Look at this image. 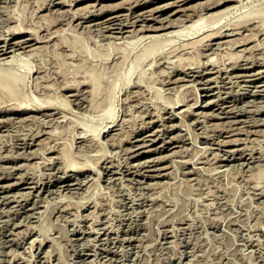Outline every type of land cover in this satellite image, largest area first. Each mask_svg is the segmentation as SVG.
Segmentation results:
<instances>
[{"label":"rangeland","instance_id":"rangeland-1","mask_svg":"<svg viewBox=\"0 0 264 264\" xmlns=\"http://www.w3.org/2000/svg\"><path fill=\"white\" fill-rule=\"evenodd\" d=\"M64 1L65 0H63V1H61V0H51V1L50 0H0V34H3V35H0V36L5 37L7 35L8 37H10V35H8L7 33H9L11 31V29H14L13 27H16V30L14 29L13 31H17V30H19L18 28L19 27L20 28L23 27L24 24H27L30 27L34 26L33 29L35 28L36 30H37V27H39V30L37 32L38 35H40V34L42 35L43 31H44L43 33L47 32V31H45L47 29L48 30H52V29L55 30L52 27L56 26L55 28H57V29H59L61 27L60 31L62 30L61 31L62 33H65L66 35L68 34L67 36L71 35L72 37L76 38V39L75 38L72 39V37H68V38L72 39L73 41L75 40L74 44L77 43V46L79 45L78 47L75 45L78 49L75 48V47L72 48V46L69 47L66 42L65 43H66L67 46L66 45H63L62 47H58L57 46V49H56V46L54 47V45H55L54 41H56L55 36H56V38L57 37L61 38L63 36H62V34H61V36L56 34L55 31L57 32V30H55V31L52 30L55 33V35L53 33L51 38H47L46 37L48 39V42H47L46 38L44 40V43L40 42V45L45 44V45H43V46H45V49H44L45 50L44 51V55L45 56L44 55L43 56L46 59L39 55L41 52L38 53V58L40 57V59H41V65L44 66V67H42L41 70L44 73L45 72H47V73L45 74V76L43 75L44 78H42V76H41V74H42L41 72L42 71L39 72L41 74H39L37 72L38 73L37 75L40 77L39 78V80L41 79L40 81H42L44 79L43 80L44 82H48V80H49L48 83L52 84V87H51V84H50L51 89L52 88H54V89L56 88L57 91L59 89L57 94H56V90L54 91V89H52L54 91L53 93H55V95L53 93H52V95H54V96L57 95L55 97V99L57 100V97H59L58 99L63 97V96L60 95L62 93H59V92H62L64 90L62 88V86H63L62 84H64L68 80H70V78H71L72 81L70 80L68 82L72 83V84L74 83L75 85L77 84L76 86L74 85V88H76V89L80 88L82 85H79L80 83H77V82L82 77V75L84 73L83 72L84 69L86 71V69H88V67L91 68L92 63L93 62L95 63V61L96 60L98 61V59L101 57V60L103 62L99 59L100 61H98V62H100V63L96 62L95 63L96 65L93 63L94 65H92V66L93 67H95V66H99L100 67L101 63H102V69L106 67L107 69L106 70L104 69V70H105V72L106 71L108 72V73L107 72L103 73V76H105V78H103V80H105L104 82L105 83H107V82L115 83L116 82V91H115V94H114L115 95V102L113 103V105H114L113 106L114 107L113 108V113H114V119L115 120H114L113 124H116L115 127L119 126V128H122V129H120V133H119L120 135H118V136L122 137V136H124L122 134H125L124 137H127V136L130 135L128 137V139H130L132 141L135 138H132L131 136H133L135 133H137L139 131L138 129H140V128L141 129H140L139 133L142 132L143 135H146L148 131H149V133L152 132V133H156V134H154V135L152 134V135H149V136L146 135V138H154L153 141L150 142V140H149V141L146 142L147 146H141V147L140 146H136L135 147V146L132 145L134 147L133 149H131L132 146H130V142H123L122 143L123 145L121 144V146L120 145H116V146L113 145V147H112V145H108V143L105 142L106 140H104V139L106 137L100 135V140L102 138V140H101L102 143L103 144L105 143L104 146L108 145V146L104 147L107 152L102 151V150H97L95 147H93L91 145V143H89L90 142L89 139H91V137H92V132L91 131L85 132L82 129L96 126L101 121L103 123V121H107L109 119L101 120L99 117H97V115H95L97 113H95L93 111L92 112L95 113V114H93V113L91 114V111H87L86 109H83L82 106H84L85 104H83V103H79L78 104L76 102V100H72L73 97H72V99L70 98L71 96H68L69 100H72V101H70V105H68V107L67 106L64 107L63 105L58 104L59 102H57V105H55L53 108H49V109H42L41 108L40 112L37 111L38 113L36 111H31V112H28V113L17 112V113H10V114H9V112H0V115H2V116H0L1 117V119H0V121H1L0 122V155L3 156L4 154H7V155H4V158L2 156H0V165H2V166H0L2 168V169L0 168V176H2V178L0 177V185L2 184L1 187H0V195H1L0 197L1 198L3 197L0 200V210H1L0 211V264H28V261H29V264H87V263H89V264H264V194H263L264 190L262 191V189H264V185H263L264 184V171H262L263 168H264V166L262 165V164H264V154H263V152H264V121H263L264 120V110L263 109L264 108H262V106H264L263 105L264 104V92H263L264 90H262V87L264 89V84H261L262 82L264 83V78H263V80L260 79L259 81L257 80L256 82L248 81V79H250L251 77L253 78V76H237L238 78H236V76L234 74H236L238 72L232 71L230 69V66H228V67L226 66V67H224V70L218 71V72H220L218 74L216 73L217 71L215 72V70L217 68L211 69L213 72H211V73H209V74H207L205 76L204 81H205V79H207V82H205V83H203L204 81L200 80V78L195 77L194 75H196V74H194L193 76H189V78H188V76L185 77L186 80H184L182 82H178L179 84H182V85L177 84L178 86H174L173 85L174 83H171L170 80H167V79H169L170 76H172V78L174 76L176 77L177 75L179 76L180 73H176V75H174V73H168L169 74L168 76L166 74H163L164 75L163 76V75L157 73V71L156 72L152 71L153 70L152 66H150L151 69H147V68H150V67L147 66L148 65L147 62L149 61V58H147L148 60L147 59H145L146 61L143 60L139 64V66H137L134 70H132L133 73L131 72V74L128 77V78H130L129 84H123V79H124L123 72H125V69L130 65V63L133 61L135 55L137 53H139V51L142 49V47L145 45V43L147 42V40L149 38H146L147 40L144 39V40H141L139 42H136V44H133V46H131V50H130V53H129L126 61H125V64H123V67H121L122 69L121 68L119 69L120 70V75L117 74L118 72L115 73L114 72L115 69L113 70L112 69L113 67H111L112 66L111 58H112L113 54H106V52L108 51L107 49H112L113 46L116 45L115 43L117 41H118V43H120V42L122 43L123 42L122 44L121 43L120 44L124 45L125 42L129 43L128 40H126V39H129V40L131 39L130 41H136V38H138L141 34L138 35V37L137 36L132 37V38H126L125 37V39H124L125 33L127 34V32L120 33L116 29H112L113 30L112 31V30H109L108 28H105L106 23L103 22L105 20V18H104L105 16L108 17V16L113 15V14H115L117 12H120L118 14H121V15L124 14L122 17L126 18V16H127V19L133 20L134 17L136 16V14L137 13H142L141 9L143 11V9L145 8V10L143 12H144V14L147 15L148 18L149 17H153L154 18V16H156L155 19H159L158 17L162 18V16H167V15L169 16L170 12L172 10H174L175 8H178V6L179 7L185 6L183 8H188V10L190 11L188 13H195L196 11H198L200 9L201 5H203L205 3H208V1L207 0L206 1L205 0H189V1L188 0H183V1L181 0V2H180V1L174 0L175 2H178V3L180 2V3L176 4L173 1V4H171V5L169 3H172V0H142L141 2H140V0H132V2H131V0H127L128 2L127 1L125 2V0H99V1L98 0H69V1L66 0L65 2ZM210 1H212V0H209V2ZM258 1L254 0L255 4L260 2V1L259 2ZM69 2L70 3L72 2V3L70 4ZM94 2H95V4H93ZM133 2L135 4H132ZM166 2H168L167 3L168 5L164 4ZM86 4L89 5V6H87ZM111 4H112V6H111ZM116 4L117 5L120 4L121 6L119 5L120 6L119 7ZM123 4L126 5V6H124ZM130 4H131V6H129ZM199 4H200V6H199ZM232 4H234V3H232ZM43 5H45V6H43ZM107 5H108V7H107ZM109 5L112 7V9L109 8L110 7ZM114 5H115V7L116 6L117 7L115 8ZM155 5H156L157 9H156V7L149 8V7L155 6ZM187 5H189V7ZM46 6H48L49 8L46 7ZM70 6H71L72 10L69 8ZM77 6H79V7L82 6V7L79 8ZM84 6L85 7L87 6L89 8L88 9L83 8ZM100 6L101 7L102 6H106L107 8L103 7L104 10H105L104 11L103 8H101ZM74 7L77 8V9L79 8L78 12H77V9L76 10L73 9ZM252 7L253 6L251 4H248V6L241 7L238 10H233L230 14L232 16L237 17L239 14H241L242 12H244L246 10H249ZM82 8H83V10L84 9L87 10L85 12H88V13L84 14L85 12L82 10ZM94 8H97V9H94ZM189 8H191V9H189ZM195 8H196V11L194 12ZM49 9L52 10V11H50ZM58 9L63 10L65 14L63 13V11L58 10ZM65 9H66L67 12L65 11ZM91 9L94 10V11L96 10L94 12L95 14L92 13ZM100 9H102V10H100ZM126 9L129 12H126ZM150 9L152 10L153 13L151 12ZM55 10L58 13L57 15L54 14V13H56ZM73 10H75V11H73ZM79 10H80V12H84V13L83 14L81 13L79 15ZM137 10H140V11H137ZM148 10H150V11H148ZM59 11H61V12H59ZM134 11L135 12L137 11V12L135 13ZM39 12L41 13V16L38 15ZM74 12H77L78 14L75 13L76 15L74 16ZM147 12H150V13H147ZM168 12H169V14H168ZM180 12L183 13V11H179V12H177L178 14L176 13V14H174V15L172 14L170 16L171 17H175V16L178 17V15L180 16V14H182ZM202 12H206V11L203 10ZM43 13H44V15H42ZM50 14L54 15L56 18L55 19H54V17L50 18L49 17ZM90 14H92V17H90L91 19L89 18L90 20H88V21L92 22V24L89 23L88 21H84V23H86V24H84L83 21H81L80 16L81 15H90ZM127 14L128 15H132L133 14V15L132 16H128ZM8 15H10L11 17L10 16L8 17ZM52 15H50V16H52ZM42 16H43L44 20L40 21V20L43 19V18L40 19V17H42ZM72 16L75 19H72ZM24 17L27 20L26 23H25V20H24L25 18ZM181 17H183V16H181ZM13 18L14 19L16 18V19L14 20ZM36 18L38 20L39 19L40 20L36 21L37 20ZM57 18H58V21L56 20ZM102 18H103V20H100ZM194 18H196V17H194ZM9 19H13V20H9ZM97 19H99V21ZM28 20L30 22H28ZM51 20H54V22L56 20V22L54 24H52L53 21H51ZM93 20H95V21H93ZM50 21H51V24L53 26L51 24L47 23V22H50ZM96 21H97V23H96ZM152 21H154V19L148 20L147 23L151 22L150 23L151 25L152 24H154V25L155 24H159V22H157V20H155L156 22L155 21L152 22ZM12 22L14 24L15 23L16 24L14 25ZM34 22L36 23L37 27L35 26ZM42 22H43V25H44V22H46L47 25H49L50 29L47 28L48 27L47 25H46L47 27L46 26H42ZM87 22H88L89 26L87 25ZM99 22L102 24V26H101V24ZM137 22L134 24V26H132V29L134 27L137 29L139 27L138 25L143 23V22L141 23V21H137ZM189 22L190 21H186L185 24H188ZM79 23H81V24H79ZM93 23H95V24H93ZM19 24L20 25L22 24L23 26L22 25L20 26ZM39 24L42 27L39 26ZM17 25H19V26H17ZM73 25L76 28L79 27V29H75ZM91 25H94V26H91ZM95 25L97 27H95ZM8 26H10V27H8ZM7 27L10 28V29H7ZM30 27H29V31L32 29ZM80 27H82V30H83L82 32H81V28ZM40 28H42V29H40ZM72 28H74V30ZM6 29H7V31H5ZM64 29H65V31H64ZM101 29H102V31H101ZM170 29H175V28H170ZM103 30H104V32H103ZM31 31H33V30H31ZM30 32H29V34H30ZM61 32L58 31L59 34ZM109 32H110V34H109ZM159 32L164 33L165 30H161ZM244 32H246V31H244ZM153 33H157V32H153ZM29 34H26V36L27 35L29 36ZM65 34H63V35H65ZM108 34L110 35L109 37H108ZM118 34H121V35H118ZM123 34H124V36H123ZM263 35H264V33L259 35V36H257V37L255 36L256 38H252L255 41V43L257 41V46H258V43H259V45L262 44L263 47H264V43L262 42V41H264V36ZM261 36H263V38H261ZM2 37H0V38H2ZM53 37H54V40H53ZM112 37H113V39H112ZM117 37H118V39H117ZM63 38H67V37L64 36ZM181 38H183V37H181ZM132 39H134V40H132ZM252 39L250 40L249 45H250L251 42L254 43ZM112 40H114V41L116 40L114 44H113L114 41H112ZM124 40H125V42H124ZM109 41L112 44H110ZM178 41H180V40L177 39V42ZM259 41H261L262 43L259 42ZM51 42H52V44H51ZM46 44H48L47 45L48 49L46 48ZM109 44L112 45V47L109 46ZM120 44H118V45L120 46ZM37 45H38V43H37ZM51 45L53 47H51ZM104 45H105V48L103 47ZM262 45H261V47L260 46L257 47V48H259L258 50L262 49ZM108 46H109V48H107ZM224 46L222 45V47H219L221 50L215 49V51L217 50L216 54H217V52H219V54L221 55L220 58L222 60H224L225 56L227 57L226 54H228V53H226V52H229V48L226 47L225 44H224ZM255 46H256V44H255ZM223 47H224V49L227 48V51L223 50L222 49ZM58 48H60V51H59ZM65 48H67V49H65ZM70 48H72V50H74V52ZM80 48H83V51H82V49L80 50ZM84 48L86 49V51H85ZM240 48H241V46L237 47V49H240ZM54 49H56V51L58 50L57 52L60 53V54L58 53L59 56H58V54H56L57 52L56 53L53 52ZM61 49H62V51H61ZM95 49H99V51L95 50ZM105 49L107 51H105ZM46 50L48 51L47 53H46ZM49 50L52 51L53 53L50 52ZM210 50H211V52H210ZM76 51H77V53L75 54ZM88 51H89L90 54L88 53ZM95 51L99 52V53H96L97 54L96 56H95ZM100 51L102 52L103 55L105 53V55H110V56L107 58V57H104L105 55L104 56L102 55L103 56V58H102L101 55L98 56L99 54H101ZM224 51H225V55H223ZM83 52L84 53L87 52L88 54H86V55H88V57L85 54H83ZM112 52L113 51H111L110 53H112ZM212 52H213V54H212ZM61 53L62 54L66 53L64 56H66L68 54L69 55L67 57H65V59H63L64 56ZM78 53L83 54L84 56L81 55V57H80L79 56L80 54H78ZM108 53H109V51H108ZM207 53L208 54L210 53L212 55H216V54H214L215 52L212 49L207 50ZM42 54H43V52H42ZM72 54H75V55H72ZM56 55L58 57H56ZM77 55H78V57H77ZM49 56H50V58H49ZM51 56H52V59H51ZM73 56H75V57H73ZM92 56H94V58L96 57V59L92 58ZM223 56H224V58H223ZM86 57H87V60H84V58H86ZM47 58L50 59V60H47ZM53 58H55V59H53ZM70 58H72V59L75 58L74 60H72V62H74V63H72L70 61L71 60ZM80 58H82V59H80ZM104 58L107 59L106 62H105ZM218 58H219V56H218ZM220 58H219V60H220L219 63L222 62V60ZM88 59H91L90 60L91 64L89 63ZM42 60H43V62H42ZM62 60H64V61H62ZM65 60H69V61H67L69 63L65 62ZM92 60H94V61H92ZM50 61H52L51 62L52 64L50 63ZM76 61H78V62L81 61L79 63L80 66L77 65L78 62H76ZM33 62H36L34 64L32 63L33 66H34L33 70H32L33 75H32V73L30 74L29 78L27 79L28 81H27V85H25V88L22 87V91H24L23 92V96L26 95L27 98L25 97V99H27V102L29 101L28 103H30V102L31 103L39 102V100H38L40 98L39 96L40 95L42 96V94H43V93L39 94L38 91L36 93V90H35V88L33 86V81H34L33 77L37 76L34 73V71L36 70V68H35L36 65L35 64H37V61H33ZM39 62H40V60L38 61V63ZM70 63H72L73 65L70 64ZM84 63H86L89 66H87ZM103 63L105 65H103ZM145 63H147V64H145ZM74 64H76L75 66H78V67H75ZM82 64H83V66L86 67V68L83 67L84 68L83 71H82V69H80V67L82 68V66H81ZM146 66H147V68H145ZM45 67H46V69H45ZM55 68H56V70H55ZM262 68H260V69H262ZM75 69H77V71H79L80 74ZM109 69H110V72L108 71ZM51 70H53V74H55V77L53 76ZM104 70H103V72H104ZM227 70H228V72H227ZM48 71H50L52 75L50 74V76H49ZM55 71H56V73H55ZM230 71L233 73V75L231 74ZM213 73L214 74L216 73V74L214 75ZM114 74H117V75H114ZM142 74H144V76H147L146 78L149 77V79L146 80V81H142V83H141V81H137L138 83L137 82L136 83L140 84L141 89L143 88L145 90L144 91L142 89L144 93H142V95H141V97L143 96V98H145V99L140 98V101H138L137 103H135L136 101H134L135 104L133 103L131 105V103H130V105H127L122 99L123 96H125L124 93L129 88H132V87H130L131 84H132V80H134L135 78H138V77L140 78V76ZM151 74H152V76H151ZM222 74H224V75H222ZM227 74L230 77L226 76ZM47 75L49 76V78H48ZM62 75H64V76H62ZM263 75H264V73H263ZM75 76H77V78ZM218 76H219V78H221V77H223V78H221V79L218 78L217 79ZM45 77L47 79H45ZM63 77L64 78L65 77L68 78V80L67 81H66V79L63 80L62 79ZM211 77H213L215 79H213ZM165 78H167V79H165ZM187 78H188V80H187ZM50 79H52L51 80L52 82L50 81ZM195 79H197L198 81L200 80L201 82H197ZM226 79H227V81H225ZM243 79H244V81H243ZM53 80L54 81L59 80V81L53 83ZM62 80L65 81V82H63ZM135 80H139V79H135ZM156 80L157 81H161V82H157ZM162 80H164V81H162ZM189 80L190 81L192 80V81L190 82ZM221 80H222V83H219V82H221ZM231 80H232V82H231ZM235 80H237V81H235ZM61 82H62V84H61ZM167 82H168V84H167ZM192 82L194 84H189V83H192ZM208 82L210 83V85H209ZM239 82H240V85H239ZM186 83L188 85V86L186 85L187 87H185V85H183V84H186ZM248 83H250V84H248ZM255 83H257V84H255ZM53 84L54 85L57 84L56 86H60L61 88L60 87L58 88L56 86L53 87ZM197 84H198V86L199 85L200 86L198 87ZM221 84L224 85V86H222ZM167 85L168 86L170 85V88L167 87L168 88L167 89L166 88ZM180 86H182V88L185 87L186 89L188 87H190V86L192 88L196 87L195 89L194 88L193 89L189 88V90L190 89H192L193 91L196 90L197 91L196 93H195V91L194 92L191 91L192 93L187 91L188 93H186V95L188 96V97L186 96V99L188 100L189 104H192V102L196 100L195 99L196 94H198V101H199L198 103L199 104L203 103V102L206 103L205 102L206 100L207 101L210 100V101H208L206 108H201V107H197L196 108V107H194V112L198 111L197 113H201V112H199V110L200 111L203 110V112H202L203 114L205 113V115H206V113H207V115L204 116L205 118H203V115H201L202 114L201 113V114H197L198 115L197 118L198 117H200V118H198V119L196 118V120L193 119L192 117H185V119H184V117L181 116V114H179V112L182 109H184V107H185L184 105L183 106H179L178 108H175L176 111L171 107V100H175L177 98V96H178V95L175 94L176 91L172 90L171 87H174L173 89H176V88L179 89L180 88V90L184 91V89H182ZM232 86H234V87H232ZM245 86H246V88H245ZM236 87H239V88L237 89ZM164 88H166V90H164ZM169 89H170V91H169ZM227 89L228 90L230 89V90L228 91ZM216 90H217V92H216ZM174 91H175V93H174ZM69 92L71 93V91L64 90L63 91V95H69L70 94ZM220 92H221V94H220ZM24 93H25V95H24ZM246 93H248V94H246ZM38 94H39V96H37ZM177 94H179V93H177ZM191 94L193 96V99H192ZM214 94H216V96H217L216 98H215ZM218 94L221 95V96H218ZM233 95H235V96H233ZM237 96H239V97H237ZM35 97L36 98L39 97V98H37V100H35ZM42 97H41V99H42ZM234 97H235V100H234ZM243 97H245V98H243ZM258 97H259V99H258ZM230 98H231V100H228ZM244 99H246V100L248 99V101H246ZM254 99H256L257 101L254 100ZM251 100H254L253 103L255 104V106L251 102ZM73 101H75L76 103L73 102ZM200 101H202V102H200ZM146 102H149V103H146ZM244 102H245V104L246 103L247 104L245 105ZM143 103L144 104L146 103L153 110V111H151V113L155 114V115L157 114L156 116H159L160 119H159V117H157L158 120H156L154 122H151V120L149 121L150 117L147 116L148 115L147 113H145V115H144V111H143L144 109L142 110L143 107H141V106H143L142 105ZM242 103H243V105H241ZM222 104H223V106H222ZM231 104H232V106H231ZM234 104H236V105H234ZM71 105L73 106V108H72ZM79 105L80 106L82 105V106L80 107ZM244 105H245V109H244ZM260 105H261L262 109H260ZM57 106H59V107H57ZM124 106H125V108H124ZM128 106H132V107L129 108ZM239 106L241 108L242 107L243 108L241 109V108H239ZM161 107H164V108H161ZM223 107H225L226 109L223 108ZM256 107H258L257 111L255 110ZM84 108H86V107L84 106ZM131 108H133V109H131ZM198 108H199V110H197ZM222 108H223V110H222ZM247 108H249V109L246 110ZM137 109L139 110V112H138ZM58 110L61 111V112H59ZM82 110L85 111V112H83ZM129 110H130L129 113L131 114V112H133V114L130 115L127 112ZM172 110H174L175 112H173ZM177 110H179V112H177ZM195 110H197V111H195ZM214 110H215V113H217V115L213 112ZM228 110H231V112H229ZM244 110H246V111H244ZM155 111H157V112L155 113ZM160 111H161V114H159ZM209 111L212 114H210ZM46 112H49V113L52 112L54 114L50 115L49 117L48 116H44L43 113H46ZM86 112H87V114H86ZM89 112H90V114H88ZM252 112L254 113V115H253ZM29 113H30L31 116L28 115ZM34 113L37 115V119H36V115ZM172 113H175L174 116H172L173 115ZM26 114L28 115V117L26 119H24V117L27 116ZM227 114H228V116H227ZM229 114H231V115H229ZM8 115H9V117H8L9 120H7V116ZM61 115L63 116V118H62ZM161 115L162 116L164 115V117H161ZM177 115H178V117L180 119L177 117ZM39 116L41 118H47L48 117V119H45L46 121L45 120L43 121L42 119H39L40 118ZM52 116H53V118H52V121H51V120H49V118L52 117ZM59 116L61 117L62 120L61 119L60 120L57 119ZM66 116H67V118H65ZM122 116H124V117H122ZM252 116L255 117V118H253ZM20 117L23 118L21 120V122H20V119H21ZM29 117H32V118H29ZM125 117H128V118L125 119ZM181 117H183V118H181ZM249 117H251V118H249ZM10 118H12V119H10ZM13 118H15V120ZM33 118H34V120H33ZM229 118H231V119H229ZM236 118H237V121H235ZM67 119H70V120L67 121ZM72 119H73L72 122L77 124V127H76V125H75V127L74 126H72V127L70 126L71 130L67 127L69 130L67 129V130L64 131L63 128L66 129L65 128L66 125H65V127H63V128L61 127V129L64 131L63 134L62 135H57V134H61L62 131L60 132V130H61V129H59L60 127L59 126L56 127V124H54V123H58V121H59L60 123L65 124L64 121H66V123H67V122H70ZM191 119L195 120V121L193 122V121H191ZM223 119L224 120H228V121L224 122ZM238 119H240V120H238ZM244 119H246V120H244ZM252 119L255 120V123H254V120H252ZM12 120H14V121H12ZM145 120H146L147 123L145 122ZM179 120H181V122L184 121V123H181ZM186 120L189 121L188 123H191V124L189 125L188 123H186L187 122ZM229 120H231L232 123ZM249 120H252V122H250ZM5 121H6V123H4ZM222 121L224 122V124L222 123ZM238 121L239 122L241 121V123H239ZM247 121L250 122V123H248ZM50 122H51V124H50ZM159 122H161L162 124L159 123ZM217 122H218V124H216ZM228 122H229V124H228ZM258 122H260V123H258ZM163 123H165L166 125H164ZM170 123H172V124H170ZM182 124H184L185 126H182ZM208 124L210 125V129L208 128L205 131V128H207L209 126ZM168 125L169 126L173 125L174 127L172 126V128H171ZM226 125L227 126L229 125V126L225 128L224 126H226ZM230 125L233 126V127L231 128ZM181 126H182V128H180ZM236 126H238V127H236ZM49 127H51L53 132L50 131L51 129ZM168 127H169V129H168ZM188 127H189V129H188ZM203 127H204V129H203ZM248 127H249V129H247L248 130L247 131L246 128H248ZM251 127H253V128H251ZM145 128H147V129H145ZM158 128H160V129H158ZM164 128H166V129H164ZM192 128L193 129L195 128V129L192 130ZM224 128H225V130L226 129L227 130L225 131ZM242 128H243V130H242ZM262 128H263V130H261ZM43 129H44V131L47 130L46 132H52V133L55 132L56 137H58V136H62L63 137L64 136L66 138V136H67V138L65 140L62 137L61 138L58 137V138H56V141H58V139H61V140H59V142L60 141L61 142L65 141L64 144H66V146L69 144L68 145L69 151L72 153V155L75 156V158H77L80 161L84 160L85 163H86V161L87 162L90 161V163L92 165L89 162L87 163L88 165L90 164L91 166H93L95 164L94 161L97 160L99 157L103 156V159H104L103 162H101L97 166L94 165L91 168V170L87 171L85 174L79 175L77 180H76V178H74L75 181H77V182H79L81 184V186L78 185V186H76L77 188L76 187H72L73 190H72V188H70V189L67 188L66 189V187H64L65 188L64 189L63 186H62V183H59L57 181L53 182V180H55L58 176L63 174V170L61 168H59V166H56V165H59V164L55 165L56 168L55 167H51V166L49 168L46 167L47 166L46 163L48 162L50 164L53 161V158H54L55 154H57V152L54 151V148H53L54 144H52V143L55 142L54 141L55 139H53L54 137H52L51 139H47V137H46L47 134L46 133H45L46 135L44 134L45 135V137H44V135H42V133L44 132V131H42ZM54 129H55V131H54ZM250 129H252V130L250 131ZM154 130H155V132H154ZM159 130H160L161 134L159 133ZM191 130H192V132H191ZM236 130H238V132ZM255 130H258V131H255ZM37 131L41 132L40 133V135H41L40 137L41 138L44 137V138H42L43 141H44L45 138H46L45 139L46 142L49 141V142H47L48 146L45 144L46 146L43 147L44 143H46V142L45 141L44 142L41 141V142H43V145L40 144L41 145L40 146L39 144H33V145H29V147H30L29 148L28 145H26V143H24V142L27 140V138L31 134H33V132L36 133ZM66 131H68V132H66ZM116 131L117 130H115L114 132H116ZM244 132H246L247 134L244 133ZM249 132H251V133H249ZM256 132H258V133H256ZM24 133L25 134L28 133V135H25ZM82 133H84L85 135L82 134ZM184 133H185V135H184ZM187 133H188V135H187ZM202 133L204 135L209 134V136H211V137H209L207 135L204 136ZM239 133H241V134H239ZM79 134H81V136L83 135L82 136L83 137L82 142L78 141L79 138H77V136H79ZM179 134H181L180 137H179ZM194 134L198 135V136L196 135L197 139H196V136ZM170 135H172V136L170 137ZM192 135H194V136L191 137ZM248 135H250V136H248ZM24 136L25 137L27 136V138H25L26 140H24V142H23ZM73 136L75 137V139L73 138ZM155 136L157 138H155ZM189 136L191 138H189ZM237 136H238V140L236 139ZM246 136L250 137V138H246ZM68 137H70L71 141L72 140H74V141L71 142ZM178 137H179V139H177ZM217 137H219V140H218ZM231 137H233V138L236 137V138L233 139ZM164 138H166V139H164ZM192 138H194V139H192ZM211 138H213V139H211ZM226 138H227V140L229 138V142L227 140H225ZM67 139L71 143H68ZM223 139H224V141H222ZM19 140H22V141H19ZM50 140H52V141H50ZM193 140H195V141H193ZM215 140L219 141L220 143L215 142ZM230 140L231 141L233 140V141L230 142ZM234 140H236V142H234ZM196 141H198V142H196ZM204 141H206V143ZM212 141H214V142H212ZM239 141H241V142H239ZM50 142H51V144H50ZM22 143H23V145H22ZM160 143L163 144V146H161ZM36 145L37 146L39 145L41 148L43 147L46 150L43 149L42 151H40V149H38L39 146L37 148ZM165 145H166V147H164ZM185 145H187V146H185ZM243 145H245L246 147H244ZM23 146H25V147H23ZM49 146H50L51 149L49 148ZM66 146H65V148L68 149V147H66ZM180 146H182V147L185 146V149H182L180 151V149L182 148V147L180 148ZM20 147L22 148V150L24 152L19 150V149H21ZM152 147L153 148L156 147V150H150V151L146 150L147 148L153 149ZM232 147H236L237 149H235V148L232 149ZM123 148L124 149L126 148V149L124 150ZM230 148H231L232 151H230ZM30 149H31V152L33 151L32 153L30 152ZM35 149H36V151H35ZM127 149H129L132 153L129 150H127ZM177 149L179 151H176ZM234 149H235V151H234ZM241 149H242V151H240ZM246 149H248V150L246 151ZM262 149H263V151H262ZM157 150H159V151H157ZM172 150H174L175 153ZM249 150H250L251 153L248 152ZM260 150H261L262 153L259 152ZM14 151H15V153L19 151L20 155H22V156L21 157L18 156L19 153H17L18 155L16 154L17 155L16 156ZM170 151L173 152L175 155L174 154L171 155ZM210 151H212L213 153L216 152L215 154L217 156L215 154H213L212 152H210ZM21 152H22V154H21ZM40 152H41V157L42 158L40 157V154H38ZM184 152H186V154ZM226 152H227L228 155L226 154ZM241 152H243V154ZM8 153H11V154H9L10 155L9 157H7ZM26 153H28V154H26ZM42 153H44L45 156ZM106 153H108V154L110 153L111 154L113 161L110 159V157H111L110 154H109V156H110L109 157L108 154H106ZM130 153H131V155H130ZM134 153H136V154L139 153V154L137 156H133V155H135ZM176 153H178V154L176 155ZM211 153L213 155H211ZM220 153H222V154H220ZM12 154H14V155H12ZM32 154L34 156H36V154H38L39 156L37 155L36 157H34ZM102 154H104V155H102ZM163 154H165L166 157L163 156L164 157L163 158L162 156H160V158L161 157L163 158V159L161 158V160H159V161H161L160 165H162V164L164 165V164H166L165 162L168 161L167 162V165H168V169L167 170H170L169 172L165 171V172H167V174H165L164 176H159V177L150 176L149 173L153 172L155 174V171L151 170L153 168L152 166H147V167L144 166L147 169H145L143 167L144 169H141V171L140 170L137 171L136 167H134V165L137 164V163L134 164L135 162H138V161H139L138 163L143 162L144 165H145L146 164L145 162H147V161H145L146 159L147 160H149V159L157 160V159H159L157 157H159V155H163ZM203 154H205V155H203ZM260 154H261V156H260ZM26 155H27V157H26ZM31 155H32V157H31ZM46 155H47V157H46ZM50 155H51V157H50ZM105 155H106V157H104ZM169 155H171V156H169ZM186 155L188 157H190L191 159L187 158ZM209 155H210V157L213 156V158L216 157L218 160L216 158H214L216 160H214L213 158L210 159V157H208ZM222 155L223 156L226 155V156L223 157ZM262 155H263V157H262ZM154 156L157 159L153 158ZM6 157H7V159H6ZM44 157H45V159H43ZM182 157H184V159L186 157V159L185 160H181V159H183ZM202 157L203 158L204 157L205 158L208 157L207 160H206L207 162H205V160H204L205 158L202 159ZM258 157H262L263 159L259 158V161H258ZM16 158H17V160H16ZM37 158L39 160H41L40 163H42V159H43V161H45V160H47V161L42 163L44 165H41L40 163L37 162V161H39ZM50 158L52 160H50ZM138 158L141 159V162H140V160L137 161ZM222 158H226V160H221ZM33 159L35 161L37 160L35 162L37 164L34 163ZM128 159H129V161H127ZM172 159H173L174 162L172 161ZM177 159H179V160H177ZM188 159H190V160H188ZM191 160L192 161L196 160V161L192 162ZM212 160H213V162H212ZM251 160L253 162H251ZM110 161L112 162L111 164H110ZM184 161H186V162L183 163ZM234 161L236 162V164H234ZM239 161H241V162H239ZM244 161H245V163H244ZM254 161H255V163H254ZM12 162L14 164H12ZM31 162H33L34 164H32ZM131 162H133V163H131ZM170 162H172L173 164L170 163ZM228 162H229V164H228ZM257 162L258 163L261 162L262 164L261 165H260V163L257 164ZM15 163H16V165H15ZM20 163H21V165H23V168H22V166L19 165ZM22 163H25V164L27 163V164L24 165ZM116 163H119V164H117L118 166L116 165ZM151 163L152 162L150 161L149 164H151ZM194 163H195V165L197 164L196 167L192 166ZM217 163H220L221 165L217 164ZM247 163L250 165V167H249V165ZM28 164H29V166H27ZM45 164H46V166H45ZM102 164H103V166H102ZM112 164H113V166H112ZM238 164H240V165H238ZM32 165H34V166H32ZM169 165H171V166H169ZM214 165H215V167H214ZM231 165H233L232 168H231ZM42 166L43 167L45 166V167L43 168ZM260 166H263L262 170H260L261 169ZM6 167H7V169L9 171L6 170ZM26 167H27V169H26ZM197 167H199V168H197ZM259 167H260V169H259ZM13 168H14V170H13ZM112 168H114V169H112ZM190 168L192 169L193 172L190 170ZM92 169H93V171H92ZM100 169H101V171L102 170H104V171L101 172ZM49 170H50V172H49ZM95 170H97L99 173H97ZM5 171H7V172H5ZM182 171L183 172L186 171V172L183 173ZM9 172L10 173L12 172V173L10 174ZM20 172L21 173L23 172L22 176H19ZM52 172H53V174H52ZM100 172L102 173V175H101ZM124 172H126V173H124ZM144 172H145V174H144ZM26 173L27 174H32L33 173L32 175L35 174L34 175V176H36L35 179L39 180L38 181L39 185L41 183V178H42V182H43V179H44V182L45 183L47 182V185L45 186L47 188V190L45 189V187H42V186H44L43 185L44 183L41 184L40 186L38 184H36L37 188H35V187L33 189L31 188V191H30L29 188H24V186L26 184L28 185V183H26V184L22 183V184H17V185L13 184L10 187L6 186L7 182H9L8 184L14 183L16 181H17L16 183H18V179L19 178L21 179L22 177L25 178L24 174H26ZM50 173H51V175H50ZM55 174L56 175L58 174V175L56 176ZM97 174H99L100 176L97 175ZM107 174H109V175H107ZM113 174H115V175H113ZM120 174H121V176H120ZM188 174H190V175H188ZM7 175L8 176L10 175V176L7 177ZM47 175L50 178H48ZM88 175L90 177L87 178ZM55 176H56V178H55ZM95 176L101 177L100 180H99L98 177H95ZM118 176H120V177L118 178ZM51 177H52V179H51ZM80 177H81V179H80ZM104 177H105V180H104ZM124 177H126V178H124ZM83 178H85V179L87 178V180H82ZM95 178L97 180L96 181L97 184H96V182H93ZM20 179H19V182H21ZM45 179H47V180H45ZM49 179L51 181H49ZM135 179H137V180H135ZM151 179L155 180L157 183H155V181L152 182ZM129 180H131V181H129ZM27 181H29V180H27ZM149 181H150V185L151 186L149 185ZM137 182H139V183H137ZM87 183L89 185H87ZM147 184L150 187L149 186L146 187ZM152 184H154L155 186L152 185ZM254 185H256V187ZM257 185H258V187H257ZM56 186H58V187H56ZM84 187H85V189H84ZM259 187H262L261 191L259 190L260 189ZM39 188H40V190H38ZM61 188H62V190L64 189V190H67V191H64V190L62 191V190H60ZM77 189L78 190L82 189L81 190L82 193H81V191H78ZM254 189H255V191H254ZM28 191L30 192L29 196H28L29 200L26 202L23 197H24L25 193H28ZM37 191H38V193H37ZM40 191L41 192L43 191V192L41 193ZM46 191H47V193H46ZM258 191H260L261 193H259ZM16 192H18V193H16ZM59 192H62V193L60 194ZM68 192L69 193H75V195L72 194L73 195V200L74 201L81 200L82 202H84V203L81 202V205L82 204L83 205L82 206L80 205V203H79L80 201L78 202L79 204H77V202H74L71 199L72 195L69 194ZM13 193H16L17 195L16 194L14 195ZM51 193H53V194H51ZM54 193L57 194V195H54ZM22 194H23V196H22ZM35 194L39 195V197H37V195H35ZM5 195H7V196H5ZM59 195L60 196L61 195L62 196L65 195L64 196L65 199L61 200ZM78 195L79 196L80 195L83 196V198L79 197ZM14 196H16L15 199H12V198H14ZM70 196H71V198H70ZM56 197H58L59 199L56 198ZM101 197H102V200H101ZM31 198L32 199L34 198L35 200L34 199L32 200ZM68 198H70L72 200V201L70 200L71 201V202H69L70 204L68 203V200H69ZM62 199H63V197H62ZM98 199H100L104 203H102V202L100 203ZM3 200H5V201L3 202ZM93 200L95 201L96 207H92L94 205ZM9 201H10V203H8ZM63 201L70 205L69 209H66V210L63 209V207L65 206V203ZM96 201H98V202H96ZM61 202H63V203H61ZM10 204H12V205H10ZM34 204H35V206H32ZM63 204H64V206H63ZM97 204H98V206L99 205L100 206L98 207ZM101 204H102V206H101ZM71 205H72V207H71ZM85 205H86V207H84ZM8 206H11V208L13 206V208L11 209ZM87 206H89V208ZM5 207H6L7 210L5 209ZM15 207H17L18 209L15 208ZM92 208L94 210L91 211L90 209H92ZM100 208H102L103 210L100 209ZM74 209H76L77 211L75 210V212H74ZM3 210L4 211L6 210L8 213L6 211H5L6 212L5 213ZM23 210L25 211V213H24ZM95 210H97V211L95 212ZM101 210H102V213H101ZM30 211L32 212V214L34 212L35 215L34 214L33 215H29L27 212H30ZM88 212H89V217H88ZM92 212H93V214L90 216V214ZM26 213H27V215H26ZM74 213L76 214L77 217L79 215H80L79 217H81V216L82 217L81 218H79V217L75 218V216H74L75 214ZM77 213H79V214H77ZM83 213H85L86 215L83 214ZM94 214H96V215H94ZM83 215H85V216L83 217ZM97 215H99L98 217H96L97 222H96V220L93 221L94 220L93 217H95ZM27 216H29V218ZM98 219L102 223L98 222L99 221ZM21 220H22V222H21ZM88 220L93 222L94 225ZM16 222L19 223V224H17ZM88 222H90L91 225H89ZM14 223H16V225ZM17 225H19V226H17ZM27 225H29L30 227H28ZM25 226L28 227V228H26ZM90 226H92L94 229H91ZM96 226H97V228H96ZM104 226L106 228H103ZM23 228H25V229H23ZM108 228H109V230H108ZM80 229H82V230H80ZM97 229L99 230L98 231L99 233L96 232ZM22 230H24L25 232L23 231L24 232L23 233ZM106 230H108L107 233H106ZM18 231L21 232V235H20V233ZM86 231L89 232V233H87ZM14 232H16V233H14ZM22 233H23V235H22ZM104 234L105 235L107 234V236L109 237L108 238L109 240L107 239V236L105 237ZM17 235L20 236V237H18ZM91 235H93V236H91ZM94 236H96V237H94ZM103 236H104V238H103ZM30 238H32V240H30ZM34 239H38V241L34 240ZM39 240H40V242H39ZM41 240H43V241H41ZM89 240L93 244L96 243V242L97 243L94 244V246H93L92 244H90ZM29 242L31 243V245H30ZM32 242H34L33 244H35V245H33ZM41 242H43V243H41ZM40 243H41L42 246L41 245L39 246ZM20 245H22V246H20ZM96 245H98V246H96ZM25 246H26V248H24ZM13 249H15V250H13ZM9 250H10V252L8 253ZM31 250H32V252H31ZM83 250L85 252L88 250V252L85 253ZM20 251H21V253H20ZM23 251H25V252H23ZM27 251L30 252V253H28L26 255ZM44 252L46 253V258L44 256L45 255ZM94 252H95V254H94ZM10 253H14V254H17V253L19 254L20 253L21 255H18V254L14 255L13 254L14 255L13 256ZM22 253L23 254L25 253L24 256L22 255ZM31 253H32V255L34 254L33 256H35V257L37 256L36 257L37 259L35 257L31 256L30 255ZM18 256L21 257V258L24 257L25 259L24 258L23 259L17 258ZM26 258H28V260ZM16 259L17 260L20 259L19 262ZM93 259L95 260V262H94ZM23 260H25V261L27 260L26 261L27 263L26 262L24 263ZM35 260L36 261L38 260V261L36 262ZM32 261H34V262H32Z\"/></svg>","mask_w":264,"mask_h":264},{"label":"bare ground","instance_id":"bare-ground-1","mask_svg":"<svg viewBox=\"0 0 264 264\" xmlns=\"http://www.w3.org/2000/svg\"><path fill=\"white\" fill-rule=\"evenodd\" d=\"M51 1V0H50ZM61 1H63V0H61ZM66 1V0H65ZM64 1V2H65ZM69 1V0H68ZM67 1V2H68ZM99 1V0H98ZM127 0H125V2H126ZM142 0H140V2H141ZM173 1L174 0H172V3H169L170 5L171 4H173ZM176 1H180L181 2V0H176ZM183 1V0H182ZM189 1V0H188ZM206 1V0H205ZM208 1V3H205V4H203V5H201V7H200V9L198 10V11H196V8H195V10H194V12L195 13H188V12H190L189 10H188V8H183V7H185V6H182V7H179L178 6V8H173L174 10H172L171 12H170V14H169V12H168V14H169V16L167 15V16H162V18L161 17H158L159 19H155V17L156 16H154V18L153 17H147V15L146 14H144V10H145V8L143 9V11H142V9H141V12L142 13H137L136 14V16L134 17V19L133 20H129V19H127V16H126V18H124V17H122L124 14H118V13H120V12H117V13H115V14H113V15H110V16H108V17H104L105 18V20L103 21V22H105L106 23V25H105V28H108L109 30H112V29H116L118 32H120V33H124V32H127V34L125 33V36H124V34H123V36H124V39H125V37L126 38H132V37H135V36H137L138 37V35H140L138 38H136V41H130L129 39H126V40H128V42L129 43H127V42H125V40H124V42H125V44L124 45H121L120 43H118V41L115 43V41L114 40H112V41H114L113 42V44L115 43L116 45H114L113 46V48L112 49H107V48H109V46H111L112 47V45H110V44H112L110 41V44H109V46L106 48L108 51H109V53H108V51L105 49V51H107L106 52V54H113L112 55V58H111V64H112V66L111 67H113L112 69L114 70V72L116 73V72H118L117 74L118 75H120V68L121 67H123V64H125V61H126V59H127V57H128V55H129V53H130V50H131V46H133V44H136V42H139V41H141V40H144V39H146V38H149L148 40H147V42L145 43V45L142 47V49L139 51V53H137L136 55H135V57H134V59H133V61L130 63V65L125 69V72H123V74H124V79H123V84H129V82H130V78H128L129 77V75L131 74V72H132V70H134L137 66H139V64L143 61V60H145V59H147V58H149V61L147 62L148 63V67H150V66H152V68H153V70L152 71H157V73H159V74H161V75H163V74H166L167 76L169 75L168 73H174V75H176V73H180L179 74V76L177 75L176 77L174 76L173 78H172V76H170L169 77V79H167V78H165V79H167V80H170V82L171 83H174L173 85L174 86H178L177 84H179L178 82H182V81H184V80H186V78L185 77H187L188 76V78H189V76H193L194 74H196V75H194L195 77H198V78H200V80H203L204 81V78H205V76L207 75V74H209V73H211V72H213L211 69H214V68H217L216 70H215V72L218 74V73H220V72H218V71H221V70H224V67H228V66H230V69L232 70V71H236V72H238V73H236V74H234L235 76H236V78H238L237 76H253V78L251 79H248V81H252V82H256L257 80L259 81L260 79H262L263 80V78H264V75H263V73H264V47H263V45L261 44L262 42L264 43V41H259V42H261L260 44L262 45V49H260V50H258L259 48H257V47H261V45H259V43H258V46H257V41H256V43H255V41L252 39V38H256L257 36H259V35H261V34H263L264 33V0H257L259 3H256L255 4V2H254V0L252 1V0H212V1H210L209 2V0H207ZM60 2V1H59ZM66 2V3H67ZM73 2V1H72ZM71 2V3H72ZM78 2V1H77ZM85 2V1H84ZM91 2V1H90ZM89 2V3H90ZM128 2V1H127ZM131 2H132V0H131ZM149 2V1H148ZM179 2V3H180ZM50 3V2H49ZM53 3V2H52ZM63 3V2H62ZM70 3V2H69ZM70 3V4H71ZM87 3V2H86ZM88 3V4H89ZM97 3V2H96ZM137 3V2H136ZM168 2H166V3H164V4H167ZM174 3H178V2H175L174 1ZM178 3V4H179ZM201 3V2H200ZM232 3H234V4H232ZM48 4V3H47ZM46 4V5H47ZM65 4V3H64ZM91 4V3H90ZM89 4V5H90ZM93 4H95V2L93 3ZM103 4V3H102ZM132 4H135L134 2L132 3ZM163 4V5H164ZM175 4V5H176ZM248 4H251L253 7L252 8H250L249 10H246V11H244V12H242L241 14H239L237 17H235V16H232L230 13L233 11V10H238V9H240L241 7H245V6H248ZM254 4V5H253ZM61 5V4H60ZM67 5V4H66ZM83 5V4H82ZM85 5V4H84ZM87 5V4H86ZM89 5H87V6H89ZM101 5V4H100ZM105 5V4H104ZM117 5V4H116ZM120 5V4H119ZM119 5H117V6H119ZM124 5V4H123ZM168 5V4H167ZM43 6H45V5H43ZM64 6V5H63ZM73 6V5H72ZM83 7V8H86V9H88L89 7ZM97 6V5H96ZM99 6V5H98ZM110 6V5H109ZM111 6H112V4H111ZM109 7V8H111L112 9V7ZM116 6V7H117ZM121 6V5H120ZM119 6V7H120ZM124 6H126V5H124ZM128 6V5H127ZM129 6H131V4L129 5ZM188 7H189V5H187ZM199 6H200V4H199ZM46 7H48V6H46ZM77 7H79V6H77ZM80 7H82V6H80ZM79 7V8H80ZM91 7V6H90ZM101 7V6H100ZM99 7V8H100ZM103 7H106V6H102L101 8H103ZM107 7H108V5H107ZM106 7V8H107ZM114 7H115V5H114ZM115 7V8H116ZM153 7H156V5L155 6H151V7H149V8H153ZM44 8V7H43ZM49 8V7H48ZM70 9H71V6L69 7ZM78 8V9H79ZM83 8H82V10H83ZM93 8V7H92ZM140 8V7H139ZM160 8V7H159ZM167 8V7H166ZM192 8V7H191ZM191 8H189V9H191ZM67 9V8H66ZM66 9H65V11H66ZM73 9H77V8H73ZM78 9H77V12H78ZM94 9H97V8H94ZM156 9H157V7H156ZM47 10V9H46ZM50 10V9H49ZM58 10H61V9H58ZM72 10V9H71ZM75 10H73V11H75ZM92 10V9H91ZM100 10H102V9H100ZM99 10V11H100ZM103 10H104V8H103ZM131 10V9H130ZM147 10V9H146ZM151 10V9H150ZM150 10H148V11H150ZM155 10V9H154ZM162 10V9H161ZM203 10H205L206 12H202ZM50 11H52V10H50ZM56 11V10H55ZM61 11H63V10H61ZM61 11H59V12H61ZM72 11V12H73ZM84 12L85 11H87V10H83ZM96 11V10H95ZM94 10H92V13L93 14H95L94 12H95ZM105 11V10H104ZM108 11V10H107ZM137 11H140V10H137ZM136 11V12H137ZM179 11H183V13L182 12H180V13H182V14H180V16L178 15V17H171L170 15H174V14H176L177 12H179ZM192 11V10H191ZM67 12V11H66ZM77 12H74V16L76 15V14H78ZM84 12H80V10H79V15L82 13H84ZM124 12V11H123ZM126 12H129V11H127V9H126ZM135 12V11H134ZM135 12V13H136ZM151 12H152V10H151ZM156 12V11H155ZM51 13V12H50ZM63 13H64V11H63ZM76 13V14H75ZM86 13H88V12H85L84 14H86ZM101 13V12H100ZM99 13V14H100ZM104 13V12H103ZM107 13V12H106ZM133 13V12H132ZM147 13H150V12H147ZM153 13V12H152ZM53 14V13H52ZM52 14H50V15H52ZM54 14H58L57 13V11H56V13H54ZM65 14V13H64ZM63 14V15H64ZM70 14V13H69ZM68 14V15H69ZM72 14V13H71ZM178 14V13H177ZM38 15H40L41 16V13L39 12V14ZM37 15V16H38ZM42 15H44V13L42 14ZM49 15V17L50 18H52V17H54V19L56 18L54 15H52V16H50ZM60 15V14H59ZM62 15V14H61ZM67 15V14H66ZM128 15V14H127ZM133 15V14H132ZM132 15H128V16H132ZM231 15V16H230ZM10 15H8V17H9ZM36 16V17H37ZM65 16V15H64ZM78 16V15H77ZM181 16H183V17H181ZM7 17V18H8ZM11 17V16H10ZM62 17V16H61ZM60 17V18H61ZM90 17H92V14H90V15H81L80 16V18H81V21H83V23H84V21H88V20H90L91 18ZM194 17H196V18H194ZM6 18V19H7ZM25 18V17H24ZM38 18V17H37ZM36 18V19H37ZM43 18V16L42 17H40V19H42ZM59 18V19H60ZM90 18V19H89ZM194 18V19H193ZM14 19V18H13ZM13 19H9V20H13ZM16 19V18H15ZM14 19V20H15ZM39 19V20H40ZM62 19V18H61ZM72 19H75V18H73V16H72ZM151 19H154V21L155 20H157V22H159V24H150V23H147V21L148 20H151ZM8 20V21H9ZM25 20V23H26V18L24 19ZM23 20V21H24ZM38 19L36 20V21H39ZM44 20V18L42 19V20H40V21H43ZM57 21H58V18L56 19ZM56 20H55V22H56ZM71 20V19H70ZM98 21H99V19H97ZM100 20H103V18L102 19H100ZM22 21V22H23ZM51 21H53L52 22V24H54L55 22H54V20H51ZM51 21L50 22H47V23H49V24H51ZM93 21H95V20H93ZM137 21H141V23L142 24H140V25H138L139 27L136 29L135 27L132 29V26H134V24L137 22ZM154 21H152V22H154ZM186 21H190L188 24H185V22ZM21 22V23H22ZM28 22H30L29 20H28ZM27 22V23H28ZM69 22V21H68ZM71 22V21H70ZM77 22V21H76ZM89 23H91L92 24V22H90V21H88ZM88 22H87V25L89 26V24H88ZM101 22V21H100ZM99 22V23H100ZM156 22V21H155ZM13 23V22H12ZM24 23V22H23ZM35 23V22H34ZM39 23V22H38ZM41 23V22H40ZM47 23L46 22H44V25H43V22H42V26H46L47 25ZM72 23V22H71ZM75 23V22H74ZM82 23V22H81ZM81 23H79V24H81ZM82 23V24H83ZM96 23H97V21H96ZM102 23V22H101ZM100 23V24H101ZM138 23V22H137ZM14 24V23H13ZM12 24V25H13ZM16 24V23H15ZM14 24V25H15ZM29 24V23H28ZM33 24V23H32ZM31 24V25H32ZM51 24V25H52ZM78 24V23H77ZM84 24H86V23H84ZM93 24H95V23H93ZM104 24V23H103ZM20 25V24H19ZM19 25H17V26H19ZM22 25V24H21ZM20 25V26H21ZM34 25V24H33ZM57 25V24H56ZM76 25V24H75ZM98 25V24H97ZM11 26V25H10ZM10 26H8V27H10ZM23 26V25H22ZM35 26L37 27V25H36V23H35ZM39 26H41L40 24H39ZM41 26V27H42ZM48 26V27H47ZM46 27L47 28H49V25H47ZM53 26V25H52ZM74 26V25H73ZM91 26H94V25H91ZM100 26V25H99ZM101 26H102V24H101ZM100 26V27H101ZM7 27V29H10V28H8ZM29 27L30 26H28L27 24H24V26L23 27H19L18 29L19 30H17V31H13L14 29L16 30V27H13L14 29H11V31L9 32V33H7L8 35H10V37H8L7 35L5 36V37H2V36H0V37H2V38H0V112H9V114L10 113H17V112H24V113H28V112H31V111H39L40 112V109L42 108V109H49V108H53L55 105H57V102H59L58 104H60V105H63L64 107H68V105H70V101H72V100H76V102L79 104V103H83V104H85L84 106L86 107V108H84V106H82L83 107V109H86L87 111H91V114L93 113V112H95V113H97V114H95V113H93V114H95V115H97V117H99L101 120H107V119H109V120H107V121H103V123H102V121L98 124V125H96V126H93V127H89V128H83L82 130H84L85 132H87V131H91L92 132V137H91V139H89L90 140V142L89 143H91V145L93 146V147H95L97 150H102V151H105V152H107L106 151V149L104 148V147H106V146H108V145H112V147H113V145H120L121 146V144L123 143V142H130V146H147V141H149L150 140V142L151 141H153L154 140V138H146V135H154V134H156V133H152V132H150L149 133V131L147 132V134L146 135H143L142 134V132H140L139 133V131H140V129H138L139 131L137 132V133H135L133 136H131L132 138H135L134 140H130V139H128V137L130 136H127V137H124L125 136V134H122V135H124V136H122V137H120V136H118V135H120L119 133H120V129H122V128H119V126L118 127H115V125L116 124H113V122H114V113H113V103L115 102V91H116V82L115 83H109V82H107V83H105L104 81L105 80H103V78H105V76H103V73H106L105 72V70L107 69L106 67L105 68H103L102 69V63H101V66L99 67V66H95V67H93L92 65H94L96 62H98V61H100L101 60V57L98 59V61L96 60L95 61V63L93 64L92 63V65H91V68H89L88 67V69H86V71H85V69L83 68V67H85V66H83V64L81 65L82 66V68L80 67V69H82V71H83V69H84V73H83V75H82V79L80 78V80H78V82L77 83H80L79 85H82L80 88H78V89H76V88H74V83L72 84V83H69L68 81H70L71 80V78H70V80H68V78H62L63 80L64 79H66V81L67 82H65V81H63V82H65L64 84H62V82H61V84L63 85H61L62 86V88L64 89V90H66V91H71V93L69 94V95H63V91L62 92H59V93H62V94H60L61 96H63V97H61L60 95V99H58L59 97H57V100L55 99V97L57 96H54L55 95V93H53L55 90H56V88L54 89V88H52V89H54V91L51 89V87H52V84H51V87H50V84L48 83L49 82V80H48V82H44L43 80L42 81H40L39 80V76L37 75L40 71H42L41 69H42V67H44V66H42L41 65V59H40V57L38 58V53L39 52H41L39 55L41 56V57H44L45 55H44V49H45V46H43V45H45V44H43V45H40V42H42V43H44V40H45V38L47 37V38H51L52 37V34L54 33L53 31H55V30H57V32L55 31V33L56 34H58L59 36H61V34H62V36L64 37H67V38H63V37H61V38H56V36H55V39H56V41H54V47L56 46V49H57V46L58 47H62L63 45H66V43H67V45L69 46V47H71L72 46V48L73 47H75V48H77L78 46H77V43L76 44H74V41L72 40V39H74L75 37H72L71 35L70 36H67L65 33H62L61 31H60V28L59 29H57V28H55V27H52V28H54L55 30H53L52 28V30H45V31H47V32H45V33H43L42 32V35L40 34V35H38L37 34V32H38V30H39V27H37V30L34 28L33 29V27H30V28H32L31 30H33V31H29ZM51 27V26H50ZM58 27V26H57ZM95 27H97L96 25H95ZM104 27V26H103ZM12 28V27H11ZM74 28L75 29H79V27L78 28H76L75 26H74ZM74 28H72L73 30H74ZM81 28V32L83 31L82 30V27H80ZM90 28V27H89ZM170 28H175V29H170ZM7 29L5 30V31H7ZM40 29H42V28H40ZM46 29V28H45ZM50 29V28H49ZM63 29V28H62ZM92 29V28H91ZM90 29V30H91ZM97 29V28H96ZM35 30V31H34ZM67 30V29H66ZM72 30V31H73ZM98 30V29H97ZM161 30H165V32L164 33H162V32H159V31H161ZM58 31L59 32H61L60 34L58 33ZM64 31H65V29H64ZM63 31V32H64ZM76 31V30H75ZM78 31V30H77ZM101 31H102V29H101ZM113 31V30H112ZM244 31H246V32H244ZM29 32H30V34H29ZM80 32V31H79ZM103 32H104V30H103ZM153 32H157V33H153ZM244 32V33H243ZM55 33H54V35H55ZM26 34H29V36L27 35L26 36ZM63 34H65V35H63ZM103 34V33H102ZM109 34H110V32H109ZM108 34V37L110 36ZM0 35H3V34H0ZM73 35V34H72ZM112 35V34H111ZM116 35V34H115ZM118 35H121V34H118ZM74 36V35H73ZM113 36V35H112ZM117 36V35H116ZM256 36V37H255ZM264 36V35H263ZM263 36H261V38H263ZM68 37H72V39H70V38H68ZM107 37V36H106ZM181 37H183V38H181ZM46 38V40H47V42H48V39ZM121 38V37H120ZM76 39V38H75ZM108 39V38H107ZM112 39H113V37H112ZM115 39V38H114ZM117 39H118V37H117ZM123 39V38H122ZM121 39V40H122ZM177 39H179L180 41H178L177 42ZM253 40V42L254 43H250V45H249V42H250V40ZM52 40V39H51ZM50 40V41H51ZM53 40H54V37H53ZM120 40V39H119ZM132 40H134V39H132ZM258 40V39H257ZM262 40V39H261ZM66 42V43H65ZM108 42V43H109ZM37 43H38V45H37ZM41 43V44H42ZM50 43V42H49ZM107 43V44H108ZM120 44V46L118 45V44ZM51 44H52V42H51ZM224 44L226 45V47H228L229 48V52H226V53H228V54H226L227 55V57L225 56V58H224V56H223V58H224V60H222L220 57H221V55L219 54V52H217V54H216V51H215V49H219V50H221L219 47H222V45L224 46ZM255 44H256V46H255ZM47 45L48 44H46V48H47ZM66 45V46H67ZM77 47H76V46ZM214 46V47H213ZM239 46H241V48L240 49H237V47H239ZM51 47H53L52 45H51ZM65 47V46H64ZM68 47V48H69ZM104 48H105V45L103 46ZM110 47V48H111ZM225 47V46H224ZM224 47L222 48L223 50H226L227 51V48H225L224 49ZM50 48V47H49ZM72 48H70L71 50H72ZM103 48V49H104ZM48 49V48H47ZM56 49H54V53H56L57 51H56ZM59 49V51H60V48H58ZM65 49H67V48H65ZM64 49V50H65ZM78 49V48H77ZM82 49V51H83V48H80V50ZM85 49V48H84ZM209 49H212V50H214V54H216V55H212L213 54V52H212V54H208L207 53V50H209ZM51 50V49H50ZM49 50V51H50ZM53 50V49H52ZM63 50V51H64ZM70 50V51H71ZM95 50H98L99 51V49H95ZM101 50V49H100ZM218 50V51H219ZM61 51H62V49H61ZM73 52H74V50H72ZM71 51V52H72ZM85 51H86V49H85ZM98 51H95V56L97 55L96 53H99ZM102 51V50H101ZM100 51V52H101ZM104 51V52H105ZM111 51H113L112 53H110ZM206 51V52H205ZM42 52H43V54H42ZM48 51L46 50V53H47ZM50 52H52V51H50ZM52 52V53H53ZM65 52V51H64ZM63 52V53H64ZM80 52V51H79ZM210 52H211V50H210ZM59 52H57L56 54H58ZM67 53V52H66ZM65 53V54H66ZM69 53V52H68ZM77 53V51L75 52V54ZM82 53V52H81ZM88 53H89V51H88ZM87 52L86 53H84L83 52V54H88ZM221 53V52H220ZM42 54V55H41ZM60 54V53H59ZM59 54H58V56H59ZM62 54V53H61ZM65 54H62L63 56L65 55ZM71 54V53H70ZM75 54H72V55H75ZM78 54H80V53H78ZM83 54H80L79 56L81 57V55L82 56H84ZM90 54V53H89ZM222 54V53H221ZM44 55V56H43ZM55 55V54H54ZM53 55V56H54ZM69 55V54H68ZM68 55H66V56H64V58L63 59H65V57H67ZM71 55V56H72ZM94 55V54H93ZM102 56L103 54H102V52H101V54H99L98 56ZM104 55H105V53H104ZM103 55V56H104ZM223 55H225V51H224V53H223ZM57 55H56V57H58ZM70 56V57H71ZM87 57H88V55H86ZM103 56H102V58H103ZM110 55H105L104 57H109ZM218 56H219V58L222 60V62L221 63H219L220 62V60H219V58H218ZM73 57H75V56H73ZM77 57H78V55H77ZM87 57L86 58H84V60H87ZM45 58V57H44ZM49 58H50V56H49ZM92 58H94V56H92ZM40 60V62L38 63V61ZM46 59V58H45ZM51 59H52V56H51ZM53 59H55V58H53ZM71 59V60H70ZM69 60L72 62V60H74V59H72V58H70ZM77 59V58H76ZM79 59V58H78ZM80 59H82V58H80ZM94 59H96V57L94 58ZM105 59V58H104ZM3 60V61H2ZM47 60H50V59H48L47 58ZM69 60H65V62H67V61H69ZM89 60V63L91 64V62H90V60L91 59H88ZM109 60V59H108ZM148 60V59H147ZM33 61H37V64H35L36 65V70L34 71V73H35V75H37V76H34L33 77V79H34V81H33V86H34V88H35V90H36V93H37V91H38V93L40 94V93H43L42 94V96L40 95L39 96V94L37 95V96H39V97H37V98H39L38 100H39V102H34V103H28L27 102V99H25V97H26V95H25V93H24V95L25 96H23V92L24 91H22V87H24L25 88V85H27V79L29 78V76H30V74L32 73V70H33V64L34 63H36V62H33ZM45 61V60H44ZM62 61H64V60H62ZM92 61H94V60H92ZM102 61V60H101ZM107 61V59H105V62ZM146 61V60H145ZM42 62H43V60H42ZM52 61H50V63H51ZM76 62H78V61H76ZM75 62V63H76ZM81 61H79L78 62V66H80V63ZM86 62V61H85ZM103 62V61H102ZM104 62V63H105ZM33 63V64H32ZM49 63V64H50ZM64 63V62H63ZM67 63H69V62H67ZM72 63H74V62H72ZM72 63H70V64H72ZM88 63V62H87ZM98 63H100V62H98ZM103 63V65H105ZM147 63H145V64H147ZM52 64V63H51ZM50 64V65H51ZM84 64H86V63H84ZM109 64V63H108ZM44 65V64H43ZM73 65V64H72ZM76 64H74V66H75ZM87 65V64H86ZM96 65V64H95ZM107 65V64H106ZM110 65V64H109ZM78 66H75V67H78ZM87 66H89V65H87ZM147 66L145 67V68H147ZM54 67V66H53ZM109 67V66H108ZM144 67V66H143ZM263 67V68H262ZM49 68V67H48ZM74 68V67H73ZM86 68V67H85ZM260 68H262V69H260ZM45 69H46V67H45ZM78 69V68H77ZM77 69H75L76 71H77ZM105 69V70H104ZM111 69V68H110ZM110 69L108 70L109 72H110ZM122 69V68H121ZM147 69H151V67L150 68H147ZM226 69V68H225ZM50 70V69H49ZM55 70H56V68H55ZM79 70V69H78ZM103 70H104V72H103ZM45 71V70H44ZM47 71V70H46ZM52 71V74H53V70H51ZM81 71V70H80ZM38 72V73H37ZM78 73H79V71H77ZM76 72V73H77ZM154 72V73H155ZM224 72V71H223ZM227 72H228V70H227ZM226 72V73H227ZM231 72V71H230ZM42 73V74H41ZM41 73H39V74H41V76H42V78H44L43 77V75L45 76V74L47 73V72H41ZM48 73H49V76H50V74H51V72L50 71H48ZM55 73H56V71H55ZM82 73V72H81ZM108 73V72H107ZM133 73V72H132ZM151 73V72H150ZM215 73V74H216ZM51 74V75H52ZM58 74V73H57ZM80 74V73H79ZM117 74H114V75H117ZM156 74V73H155ZM214 74V73H213ZM212 74V75H213ZM214 74V75H215ZM231 74L233 75V73L231 72ZM230 74V75H231ZM32 75H33V73H32ZM158 75V74H157ZM211 75V76H212ZM222 75H224V74H222ZM48 76V75H47ZM49 76H48V78H49ZM53 76L55 77V74H53ZM58 76V75H57ZM62 76H64V75H62ZM151 76H152V74H151ZM164 76V75H163ZM210 76V75H209ZM208 76V77H209ZM226 76H229L228 74L226 75ZM32 77V76H31ZM60 77V76H59ZM76 78H77V76H75ZM74 77V78H75ZM147 76H144V74H142L141 76H140V78L138 77V78H135V79H139V80H132V84H131V86L130 87H132V88H129L128 90H126V92L124 93L125 94V96H123V101L127 104V105H130V103H131V105L134 103V101H136L135 103H137L138 101H140V98H143V96L141 97V95H142V93H144L143 92V90L141 89V87H140V84H137L138 82L137 81H141V83H142V81H146V80H148L149 79V77L148 78H146ZM162 77V76H161ZM230 77V76H229ZM228 77V78H229ZM51 78V77H50ZM61 78V77H60ZM73 78V79H74ZM75 78V79H76ZM78 78V79H79ZM188 78H187V80H188ZM210 78V77H209ZM211 78H213V77H211ZM219 78V76L217 77V79ZM221 78H223V77H221ZM221 78H219V79H221ZM227 78V79H228ZM235 78V77H234ZM45 79H47L46 77H45ZM53 79V78H52ZM52 79H50V81L52 80ZM159 79V78H158ZM161 79V78H160ZM213 79H215V78H213ZM216 79V80H217ZM227 79L225 80V81H227ZM56 80V79H55ZM107 80V79H106ZM197 82H201L200 80L198 81L197 79H195ZM261 80V81H262ZM59 80H57V81H54L53 80V83H55V82H58ZM61 81V80H60ZM72 81V80H71ZM76 81V80H75ZM157 81V80H156ZM162 81H164V80H162ZM166 81V80H165ZM190 81V80H189ZM188 81V82H189ZM192 81V80H191ZM190 81V82H191ZM234 81V80H233ZM235 81H237V80H235ZM243 81H244V79H243ZM260 81V82H261ZM52 82V81H51ZM137 82V83H136ZM157 82H161V81H157ZM187 82V83H188ZM194 82V81H193ZM189 83V84H194V83ZM205 82H207V79H205V81L203 82V83H205ZM231 82H232V80H231ZM246 82V81H245ZM48 83V84H47ZM60 83V82H59ZM147 83V82H146ZM165 83V82H164ZM187 83L186 84H183V85H185V87H187L188 85H187ZM209 83V82H208ZM216 83V82H215ZM219 83H222V80H221V82H219ZM224 83V82H223ZM247 83V82H246ZM245 83V84H246ZM58 84V83H57ZM56 84V85H57ZM166 84V83H165ZM167 84H168V82H167ZM200 84V83H199ZM202 84V83H201ZM227 84V83H226ZM225 84V85H226ZM229 84V83H228ZM231 84V83H230ZM242 84V83H241ZM244 84V83H243ZM248 84H250V83H248ZM255 84H257V83H255ZM254 84V85H255ZM261 84H264L263 82L261 83ZM56 85H54L53 84V87L54 86H56ZM59 85V84H58ZM77 85V84H76ZM75 85V86H76ZM179 85H182V84H179ZM187 85V86H186ZM209 85H210V83H209ZM212 85V84H211ZM222 85V84H221ZM239 85H240V82H239ZM32 86V87H33ZM192 86V85H191ZM188 87L187 89L184 87V88H182V86H180L182 89H184V91L183 90H180V88L179 89H177L176 87V89H173L174 87H171V89L172 90H175L176 91V93H175V91H174V93L176 94V95H178L177 96V98L175 99V100H171V107L175 110V108H178L179 106H185L184 107V109H180L181 111L179 112V110H177V112H179V114H181V116H183L184 117V119H185V117H192L193 119H195L196 120V118H197V114H201L202 112H203V110L202 111H200L199 110V108L197 109V110H199V112H201V113H197L198 111L197 110H195V111H197V112H194V107H201V108H206L207 107V103H208V101H210V100H206L205 102L206 103H198L199 101H198V94H196V96H195V101H193L192 102V104H189V102H188V100L186 99V93H188L187 91H189V92H191V91H193L192 89L194 88H196V87ZM194 86V85H193ZM197 86H198V84H197ZM200 86V85H199ZM198 86V87H199ZM222 86H224V85H222ZM227 86V85H226ZM259 86V85H258ZM56 87H60V86H56ZM79 87V86H78ZM167 87H169L170 88V85L168 86H166V88ZM202 87V86H201ZM230 87V86H229ZM232 87H234V86H232ZM240 87V86H239ZM239 87H236L237 89L239 88ZM243 87V86H242ZM23 88V89H24ZM61 88V87H60ZM166 88H164V90H166ZM189 88H192V89H190L189 90ZM205 88V87H204ZM203 88V89H204ZM219 88V87H218ZM228 88V87H227ZM245 88H246V86H245ZM244 88V89H245ZM168 89V88H167ZM221 89V88H220ZM233 89V88H232ZM178 90V91H177ZM180 90V91H179ZM228 90V89H227ZM230 90V89H229ZM228 90V91H229ZM247 90V89H246ZM258 90V89H257ZM260 90V89H259ZM262 90H264L263 89V87H262ZM58 91H59V89H58ZM58 91L56 90V94L58 93ZM145 91V90H144ZM169 91H170V89H169ZM195 91V93L197 92L196 90H194ZM193 91V92H194ZM199 91V90H198ZM220 91V90H219ZM238 91V90H237ZM236 91V92H237ZM245 91V90H244ZM248 91V90H247ZM246 91V92H247ZM254 91V90H253ZM168 92V91H167ZM200 92V91H199ZM216 92H217V90H216ZM264 92V91H263ZM52 93L54 94V95H52ZM173 93V92H172ZM177 93H179V94H177ZM192 93V92H191ZM208 93V92H207ZM212 93V92H211ZM228 93V92H227ZM226 93V94H227ZM249 93V92H248ZM248 93H246V94H248ZM251 93V92H250ZM68 94V93H67ZM205 94V93H204ZM217 94V93H216ZM216 94H214L215 95V98L217 97L216 96ZM220 94H221V92H220ZM263 94V93H262ZM194 95V94H193ZM206 95V94H205ZM224 95V94H223ZM236 95V94H235ZM235 95H233V96H235ZM68 96H71L70 98L72 99V97H73V99L72 100H69V97ZM145 96V95H144ZM191 96H192V94H191ZM218 96H221V95H219L218 94ZM229 96V95H228ZM227 96V97H228ZM250 96V95H249ZM248 96V97H249ZM261 96V95H260ZM41 97H42V99H41ZM188 97V96H187ZM223 97V96H222ZM221 97V98H222ZM232 97V96H231ZM237 97H239V96H237ZM241 97V96H240ZM246 97V96H245ZM245 97H243V98H245ZM27 98V97H26ZM37 98L35 97V100H37ZM44 98V99H43ZM208 98V97H207ZM214 98V99H215ZM233 98V97H232ZM242 98V99H243ZM255 98V97H254ZM41 99V100H40ZM143 99H145V98H143ZM192 99H193V96H192ZM209 99V98H208ZM213 99V100H214ZM218 99V98H217ZM224 99V98H223ZM222 99V100H223ZM258 99H259V97H258ZM200 100V99H199ZM204 100V99H203ZM212 100V99H211ZM221 100V101H222ZM228 100H231V98L230 99H228ZM234 100H235V97H234ZM244 100H246V99H244ZM254 100H256V99H254ZM254 100H251V102L253 103V101ZM263 100V99H262ZM41 101V102H40ZM142 101V100H141ZM241 101V100H240ZM246 101H248V99L246 100ZM250 101V100H249ZM257 101V100H256ZM73 102H75V101H73ZM75 102V103H76ZM200 102H202V101H200ZM134 103V104H135ZM142 103V102H141ZM146 103H149V102H146ZM142 104L143 106H141V107H143L142 108V110L144 111V115H145V113H147L148 115L147 116H149L150 117V119H149V121L151 120V122H154V121H156V120H158V118L157 117H159V116H156L155 114H152L151 113V111H153L147 104ZM181 103V104H180ZM191 103V102H190ZM216 103V102H215ZM228 103V102H227ZM226 103V104H227ZM233 103V102H232ZM240 103V102H239ZM250 103V102H249ZM261 103V102H260ZM77 104V105H78ZM125 104V105H126ZM202 104V105H201ZM244 104H245V102H244ZM247 104V103H246ZM245 104V105H246ZM251 104V103H250ZM254 104V103H253ZM123 105V104H122ZM137 105V104H136ZM135 105V106H136ZM195 105V106H194ZM234 105H236V104H234ZM238 105V104H237ZM241 105H243V103L241 104ZM245 105H244V109H245ZM257 105V104H256ZM264 105V104H263ZM72 106V105H71ZM80 106V105H79ZM78 106V107H79ZM80 106V107H81ZM216 106V105H215ZM222 106H223V104H222ZM231 106H232V104H231ZM254 106H255V104H254ZM57 107H59V106H57ZM77 107V106H76ZM129 108L130 107H132V106H128ZM150 109H149V108ZM214 107V106H213ZM226 107V106H225ZM225 107H223V108H225ZM235 107V106H234ZM251 107V106H250ZM249 107V108H250ZM61 108V107H60ZM72 108H73V106H72ZM124 108H125V106H124ZM134 108V107H133ZM133 108H131V109H133ZM161 108H164V107H161ZM168 108V107H167ZM200 108V109H201ZM211 108V107H210ZM215 108V107H214ZM223 108H222V110H223ZM227 108V107H226ZM225 108V109H226ZM229 108V107H228ZM233 108V107H232ZM237 108V107H236ZM235 108V109H236ZM239 108H241L240 106H239ZM243 108V107H242ZM241 108V109H242ZM249 108H247L246 110H248ZM254 108V107H253ZM252 108V109H253ZM257 108L258 107H256V111H257ZM262 108H264V106H262ZM261 108V105H260V109H262ZM58 109V108H57ZM67 109V108H66ZM80 109V108H79ZM130 109V110H131ZM208 109V108H207ZM218 109V108H217ZM127 110V109H126ZM130 110L129 111H127L128 113L130 112ZM138 110V109H137ZM161 110V109H160ZM164 110V109H163ZM166 110V109H165ZM174 110H172L173 112H175ZM216 110V109H215ZM215 110L213 111L214 113H215ZM233 110V109H232ZM238 110V109H237ZM246 110H244V111H246ZM264 110V109H263ZM47 111V110H46ZM57 111V110H56ZM59 111V110H58ZM83 111V110H82ZM93 111V112H92ZM158 111V110H157ZM157 111H155V113L157 112ZM162 111V110H161ZM161 111H160V113L159 114H161ZM171 111V112H172ZM219 111V110H218ZM217 111V112H218ZM229 112H231V110H228ZM236 111V110H235ZM259 111V110H258ZM59 112H61V111H59ZM83 112H85V111H83ZM125 112V111H124ZM135 112V111H134ZM138 112H139V110H138ZM159 112V111H158ZM208 112V111H207ZM220 112V111H219ZM243 112V111H242ZM249 112V111H248ZM260 112V111H259ZM38 113V112H37ZM154 113V112H153ZM209 113L210 114H212L210 111H209ZM213 113V114H214ZM235 113V112H234ZM253 113V112H252ZM3 114V113H2ZM32 114V113H31ZM35 114V113H34ZM41 114V113H40ZM39 114V115H40ZM44 114V116H50V115H52V114H54V113H49V112H46V113H43ZM86 114H87V112H86ZM88 114H90V112L88 113ZM127 114V113H126ZM125 114V115H126ZM130 114V113H129ZM131 114H133V112H131ZM130 114V115H131ZM173 114V115H172ZM171 115L172 116H174V114L175 113H172ZM209 114V115H210ZM216 115H217V113H215ZM219 114V113H218ZM224 114V113H223ZM12 115V114H11ZM10 115V116H11ZM27 115V114H26ZM25 115V116H26ZM28 115H30V113L28 114ZM28 115L26 116V117H24V119H26L27 117H28ZM33 115V114H32ZM36 115V114H35ZM34 115V116H35ZM42 115V114H41ZM94 115V116H95ZM143 115V114H142ZM201 115H203V118H205L204 116H206L207 115V113H206V115H205V113L203 114H201ZM215 115V116H216ZM229 115H231V114H229ZM253 115H254V113H253ZM0 116H2V115H0ZM16 116V115H15ZM31 116V115H30ZM43 116V117H44ZM54 116V115H53ZM53 116L52 117H50L49 118V120H51L52 121V118H53ZM56 116V115H55ZM62 116V115H61ZM214 116V115H213ZM227 116H228V114H227ZM235 116V115H234ZM8 117H9V115L7 116V120H9L8 119ZM40 117V116H39ZM38 117V118H39ZM48 117L47 118H39V119H42L43 121L45 120V119H48ZM60 117V116H59ZM57 118L58 120H60L61 119V117L60 118ZM122 117H124V116H122ZM131 117V116H130ZM143 117V116H142ZM161 117H164V115L162 116L161 115ZM177 117H178V115H177ZM183 117H181V118H183ZM208 117V116H207ZM211 117V116H210ZM219 117V116H218ZM246 117V116H245ZM253 117V116H252ZM263 117V116H262ZM261 117V118H262ZM6 118V117H5ZM21 118V117H20ZM19 118V119H20ZM29 118H32V117H29ZM28 118V119H29ZM55 118V117H54ZM62 118H63V116H62ZM65 118H67V116L65 117ZM69 118V117H68ZM126 118H128V117H125V119ZM179 118V117H178ZM198 118H200V117H198ZM197 118V119H198ZM217 118V117H216ZM226 118V117H225ZM247 118V117H246ZM249 118H251V117H249ZM253 118H255V117H253ZM0 119H1V117H0ZM10 119H12V118H10ZM14 120H15V118H13ZM23 118H21L20 119V122H21V120H22ZM36 119H37V115H36ZM38 119V120H39ZM123 119V118H122ZM121 119V120H122ZM159 119H160V117H159ZM162 119V118H161ZM164 119V118H163ZM167 119V118H166ZM169 119V118H168ZM180 119V118H179ZM207 119V118H206ZM229 119H231V118H229ZM257 119V118H256ZM6 120V121H7ZM14 120H12V121H14ZM33 120H34V118H33ZM41 120V121H42ZM62 120V119H61ZM70 119H67V121H69ZM128 120V119H127ZM172 120V119H171ZM182 120V119H181ZM181 120H179L180 122H181ZM195 120H192L191 119V121H195ZM200 120V119H199ZM211 120V119H210ZM220 120V119H219ZM235 120V119H234ZM238 120H240V119H238ZM244 120H246V119H244ZM243 120V121H244ZM252 120H254V119H252ZM252 120H249L250 122H252ZM263 120V119H262ZM6 121L4 122V123H6ZM24 121V120H23ZM22 121V122H23ZM31 121V120H30ZM46 121V120H45ZM54 121V120H53ZM73 121V119L70 121V122H67L66 123V121H64L65 122V124H63V123H60L59 121H58V123H54V124H56V127H60L59 129H61V127L63 128V127H65V125H66V129H64L63 128V130L65 131V130H67L68 128L70 129V126L72 127V126H74L75 127V125H76V127H77V124H75V123H73L72 122ZM187 121V120H186ZM185 121V122H186ZM202 121V120H201ZM204 121V120H203ZM223 121L225 122V121H228V120H224L223 119ZM222 121V123L224 124V122ZM230 122H231V120H229ZM235 121H237V118H236V120ZM234 121V122H235ZM264 121V120H263ZM1 122V121H0ZM29 122V121H28ZM33 122V121H32ZM39 122V121H38ZM48 122V121H47ZM55 122V121H54ZM105 122V123H104ZM145 122H146V120H145ZM164 122V121H163ZM189 121H187L186 123H188ZM192 122V123H193ZM206 122V121H205ZM233 122V123H234ZM239 122V121H238ZM248 122V121H247ZM246 122V123H247ZM250 122H248V123H250ZM262 122V121H261ZM24 123V122H23ZM40 123V122H39ZM49 123V122H48ZM147 123V122H146ZM158 123V122H157ZM159 123H161V122H159ZM168 123V122H167ZM181 123H184V121H182ZM196 123V122H195ZM208 123V122H207ZM212 123V122H211ZM210 123V124H211ZM214 123V122H213ZM221 123V122H220ZM219 123V124H220ZM232 123V122H231ZM239 123H241V121L239 122ZM254 123H255V120H254ZM257 123V122H256ZM258 123H260V122H258ZM44 124V123H43ZM47 124V123H46ZM50 124H51V122H50ZM118 124V123H117ZM162 124V123H161ZM160 124V125H161ZM164 125H166L165 123H163ZM170 124H172V123H170ZM175 124V123H174ZM173 124V125H174ZM180 124V123H179ZM189 125L191 124V123H188ZM202 124V123H201ZM205 124V123H204ZM216 124H218V122L216 123ZM222 124V125H223ZM228 124H229V122H228ZM244 124V123H243ZM120 125V124H119ZM144 125V124H143ZM173 125H171V126H169V127H171L172 128V126ZM177 125V124H176ZM188 125V126H189ZM194 125V124H193ZM206 125V124H205ZM209 125V124H208ZM240 125V124H239ZM238 125V126H239ZM242 125V124H241ZM250 125V124H249ZM252 125V124H251ZM257 125V124H256ZM255 125V126H256ZM53 126V125H52ZM55 126V125H54ZM79 126V125H78ZM182 126H185L184 124H182ZM182 126L180 127V128H182ZM195 126V125H194ZM199 126V125H198ZM204 126V125H203ZM207 126V125H206ZM205 126V127H206ZM229 126V125H228ZM227 125L226 126H224L225 128L226 127H228ZM231 126V125H230ZM238 126H236V127H238ZM55 127V128H56ZM68 127V128H67ZM73 127V128H74ZM121 127V126H120ZM142 127V126H141ZM146 127V126H145ZM169 127H168V129H169ZM174 127V126H173ZM192 127V126H191ZM223 127V126H222ZM221 127V128H222ZM233 126H231V128H232ZM235 127V128H236ZM240 127V126H239ZM250 127V126H249ZM249 127L248 128H246V130L247 129H249ZM258 127V126H257ZM50 129H51V127H49ZM54 128V127H53ZM185 128V127H184ZM210 129V125L207 127V128H205V131H206V129ZM225 128H224V130H225ZM251 128H253V127H251ZM259 128V127H258ZM261 128V127H260ZM68 129V130H69ZM145 129H147V128H145ZM156 129V128H155ZM158 129H160V128H158ZM162 129V128H161ZM164 129H166V128H164ZM175 129V128H174ZM188 129H189V127H188ZM195 129V128H194ZM193 128H192V130H194ZM198 129V128H197ZM200 129V128H199ZM202 129V128H201ZM203 129H204V127H203ZM223 129V128H222ZM230 129V128H229ZM237 129V128H236ZM241 129V128H240ZM62 129L60 130V132L62 131V133L61 134H57V135H62L63 134V131ZM71 130V129H70ZM81 130V129H80ZM81 130V131H82ZM115 130H117L116 132H114ZM152 130V129H151ZM172 130V129H171ZM192 130H191V132H192ZM227 130V129H226ZM225 130V131H226ZM231 130V129H230ZM234 130V129H233ZM242 130H243V128H242ZM245 130V129H244ZM245 130V131H246ZM252 129H250V131H251ZM261 130H263V128L261 129ZM42 131H44V129L42 130ZM47 131V130H46ZM46 131H44L43 133H42V135H44L45 133L47 134H45L46 135V137H47V139H51L52 137H54L53 139H55L54 141V143H52V144H54V146H53V148H54V151H56L57 152V154H55V156H54V158H53V161L49 164L48 162L46 163L47 164V166H46V164H45V166L46 167H55V165L56 164H59V165H56V166H59V168H61L62 170H63V174L62 175H60V176H58L57 178H56V176L58 175H56L55 176V180H53V182H55V181H57V182H59V183H62V186H63V188L64 187H66V189L67 188H72V187H76V186H78V185H80L81 186V184L79 183V182H77V181H75V179L74 178H76V180L78 179V176L79 175H82V174H85L87 171H90L91 170V168L95 165V166H97V165H99L101 162H103V156H101V157H99L97 160H95L94 161V165L93 166H91L92 164L90 163V161H88L90 164V166L87 164L88 162L86 161V163L84 162V160H82V161H80V160H78L77 158H75V156H73L72 155V153L69 151V147H68V143H71V142H73L74 140H70V137H68L69 138V140L71 141V142H69V140L67 139V141H68V145L66 146V144H64V142L62 141H60L59 142V140H61V139H58V141H56V138H61L62 136H58V137H56V135H55V132L54 133H52L53 132V130L51 129L50 131H52V132H46ZM54 131H55V129H54ZM83 131V132H84ZM153 131V130H152ZM162 131V130H161ZM166 131V130H165ZM170 131V130H169ZM189 131V130H188ZM204 131V132H205ZM224 131V132H225ZM237 132H238V130H236ZM235 131V132H236ZM248 131V130H247ZM246 131V132H247ZM255 131H258V130H255ZM35 132V131H34ZM33 132V134H31L28 138H27V136L25 137L24 136V139H23V142H24V140H26L25 138H27V140L24 142V143H26V145H28V147H29V145H33V144H42L43 145V142L45 141L46 142V138L44 139V141L42 140V138H44L45 137V135H44V137H40L41 135H40V131H37L36 133H34ZM59 132V133H60ZM66 132H68V131H66ZM78 132V131H77ZM154 132H155V130H154ZM157 132V131H156ZM190 132V131H189ZM188 132V133H189ZM198 132V131H197ZM203 132V133H204ZM231 132V131H230ZM236 132V133H237ZM241 132V131H240ZM246 132H244V133H246ZM81 133V132H80ZM159 133L161 134V132H160V130H159ZM179 133V132H178ZM188 133H187V135H188ZM196 133V132H195ZM199 133V132H198ZM202 133V134H203ZM206 133V132H205ZM233 133V132H232ZM249 133H251V132H249ZM254 133V132H253ZM256 133H258V132H256ZM25 134V133H24ZM76 134V133H75ZM82 134H84V133H82ZM190 134V133H189ZM192 134V133H191ZM201 134V133H200ZM218 134V133H217ZM239 134H241V133H239ZM247 134V133H246ZM25 135H28V133L27 134H25ZM68 135V134H67ZM77 135V134H76ZM85 135V134H84ZM99 135V136H98ZM100 135L101 136H105L106 138L104 139V140H106L105 142H107L108 143V145H106V146H104V144L102 143V138H101V140H100ZM132 135V134H131ZM159 135V134H158ZM175 135V134H174ZM180 135L181 134H179V137H180ZM184 135H185V133H184ZM183 135V136H184ZM195 135V134H194ZM194 135H192L191 137H193ZM197 135V134H196ZM195 135V136H196ZM204 135V134H203ZM207 136H209V134H206ZM206 135H204V136H206ZM219 135V134H218ZM235 135V134H234ZM75 136V135H74ZM73 136V138L75 139V137ZM83 136V135H82ZM81 136V134H79V136H77V138H79L78 139V141H81L82 142V140H83V137ZM172 135H170V137H171ZM176 136V135H175ZM182 136V137H183ZM198 136V135H197ZM197 136H196V139H197ZM239 136V135H238ZM238 136H237V138L236 137H231V138H233V139H237L238 140ZM248 136H250V135H248ZM82 137V138H81ZM86 137V136H85ZM88 137V136H87ZM152 137V136H151ZM160 137V136H159ZM174 137V136H173ZM179 137L177 138V139H179ZM190 136H189V138H191ZM209 137H211V136H209ZM213 137V136H212ZM216 137V136H215ZM245 137V136H244ZM62 138H64V140L67 138V136H66V138L63 136ZM155 138H157L156 136H155ZM175 138V137H174ZM186 138V137H185ZM205 138V137H204ZM203 138V139H204ZM218 138V140H219V137H217ZM216 138V139H217ZM224 138V137H223ZM240 138V137H239ZM246 138H250V137H247L246 136ZM52 139V140H53ZM162 139V138H161ZM164 139H166V138H164ZM163 139V140H164ZM192 139H194V138H192ZM211 139H213V138H211ZM242 139V138H241ZM52 140H50V141H52ZM63 140V139H62ZM88 140V141H89ZM162 140V141H163ZM171 140V139H170ZM169 140V141H170ZM209 140V139H208ZM225 140H227V138L225 139ZM243 140V139H242ZM19 141H22V140H19ZM18 141V142H19ZM41 141H43V142H41ZM76 141V140H75ZM193 141H195V140H193ZM210 141V140H209ZM222 141H224V139L222 140ZM228 142H229V138H228V140H227ZM233 141V140H232ZM231 140H230V142H232ZM16 142V141H15ZM47 142H49V141H47ZM47 142L46 143H44V146L43 147H45L46 145H47ZM80 142V143H81ZM172 142V141H171ZM190 142V141H189ZM196 142H198V141H196ZM205 143H206V141H204ZM212 142H214V141H212ZM215 142H218V143H220L219 141H216L215 140ZM234 142H236V140H234ZM239 142H241V141H239ZM141 143V144H140ZM183 143V142H182ZM187 143V142H186ZM194 143V142H193ZM222 143V142H221ZM19 144V143H18ZM21 144V143H20ZM46 144V145H45ZM50 144H51V142H50ZM87 144V143H86ZM161 144V143H160ZM211 144V143H210ZM226 144V143H225ZM239 144V143H238ZM15 145V144H14ZM22 145H23V143H22ZM21 145V146H22ZM38 145V146H39ZM88 145V144H87ZM123 145V144H122ZM223 145V144H222ZM235 145V144H234ZM37 146V145H36ZM35 146V147H36ZM38 146H37V148H38ZM41 146V145H40ZM39 146V148L38 149H40V151H42L43 149H45V148H41ZM48 146V145H47ZM65 146L66 147H68V149L67 148H65ZM90 146V145H89ZM129 146V147H130ZM132 146V148L131 149H133L134 147ZM161 146H163V144H161ZM168 146V145H167ZM185 146H187V145H185ZM185 146H180V151L182 150V149H185ZM205 146V145H204ZM203 146V147H204ZM208 146V145H207ZM206 146V147H207ZM210 146V145H209ZM229 146V145H228ZM232 146V145H231ZM244 147H246L245 145H243ZM23 147H25V146H23ZM27 147V146H26ZM91 147V146H90ZM123 147V146H122ZM125 147V146H124ZM164 147H166V145L164 146ZM218 147V146H217ZM248 147V146H247ZM17 148V147H16ZM21 148V147H20ZM30 148V147H29ZM49 148H50V146H49ZM104 150H103V149ZM127 148V147H126ZM125 148V149H126ZM139 148V147H138ZM153 148V147H152ZM161 148V147H160ZM159 148V149H160ZM189 148V147H188ZM208 148V147H207ZM219 148V147H218ZM217 148V149H218ZM233 148H235V149H237L236 147H232V149ZM249 148V147H248ZM19 149V148H18ZM27 149V148H26ZM48 149V148H47ZM51 149V148H50ZM49 149V150H50ZM124 149V148H123ZM124 149V150H125ZM213 149V148H212ZM226 149V148H225ZM235 149H234V151H235ZM20 151H23L22 150V148L21 149H19ZM33 150V149H32ZM46 150V149H45ZM127 150H129V149H127ZM145 150V149H144ZM147 151H150V150H156V147H154L153 149H150V148H147L146 149ZM189 150V149H188ZM206 150V149H205ZM223 150V149H222ZM228 150V149H227ZM245 150V149H244ZM248 149H246V151H247ZM251 150V149H250ZM250 150L248 151L249 153H251L250 152ZM27 151V150H26ZM29 151V150H28ZM35 151H36V149H35ZM51 151V150H50ZM130 151V150H129ZM134 151V150H133ZM157 151H159V150H157ZM174 153H175V151L174 150H172ZM176 151H179L178 149L176 150ZM184 151V150H183ZM217 151V150H216ZM220 151V150H219ZM230 151H232L231 150V148H230ZM240 151H242V149L240 150ZM262 151H263V149H262ZM24 152V151H23ZM30 152H31V149H30ZM33 152V151H32ZM31 152V153H32ZM38 152V151H37ZM44 152V151H43ZM46 152V151H45ZM104 152V153H105ZM131 152V151H130ZM136 152V151H135ZM144 152V151H143ZM171 152V151H170ZM173 152H171V155L172 154H174ZM210 152H212V151H210ZM259 152H261V150L259 151ZM14 153H15V151H14ZM17 153H19V151L18 152H16L15 153V155L17 154ZM36 153V152H35ZM51 153V152H50ZM132 153V152H131ZM131 153H130V155H131ZM148 153V152H147ZM182 153V152H181ZM185 154H186V152H184ZM183 153V154H184ZM213 153V152H212ZM211 153V155H213V154H215L216 152H214L213 154ZM224 153V152H223ZM234 153V152H233ZM239 153V152H238ZM242 154H243V152H241ZM254 153V152H253ZM262 153V152H261ZM9 154H11V153H8V156L7 157H9L10 155ZM21 154H22V152H21ZM26 154H28V153H26ZM38 154H40V157H41V152L40 153H38ZM38 154H36V156L38 155ZM44 156H45V154L44 153H42ZM106 154H108V153H106ZM110 154V153H109ZM109 154H108V156H109ZM129 154V153H128ZM135 155H133V156H137L138 154H136V153H134ZM168 154V153H167ZM178 153H176V155H177ZM218 154V153H217ZM220 154H222V153H220ZM226 154H227V152H226ZM246 154V153H245ZM263 154H264V152H263ZM4 155H7V154H4ZM4 155L2 156V155H0V156H2L3 158H4ZM12 155H14V154H12ZM18 155V154H17ZM16 155V156H17ZM25 155V154H24ZM23 155V156H24ZM33 155V154H32ZM32 155H31V157H32ZM102 155H104V154H102ZM171 155H169V156H171ZM175 155V154H174ZM180 155V154H179ZM203 155H205V154H203ZM202 155V156H203ZM216 155V154H215ZM214 155V156H215ZM228 155V154H227ZM241 155V154H240ZM252 155V154H251ZM18 156H22V155H20V153H19V155ZM29 156V155H28ZM34 156V155H33ZM36 156H34V157H36ZM39 156V155H38ZM110 156H111V154H110ZM109 156V157H110ZM127 156V155H126ZM160 156H165V154H163V155H159V157H157V158H159V159H157L155 156L153 157V158H156L157 160H154V159H149V160H147L146 158V160L145 161H147V162H145L146 164L144 165V163L143 162H141V159H137V161L138 160H140V162L142 163H138V162H135L134 164H136V165H134V167H136V169H137V171L138 170H140L141 171V169H144L145 167L144 166H152L153 168L151 169V170H153V171H155V174L152 172V173H149V175L150 176H154V177H159V176H164L165 174H167V172H169L170 170H167L168 169V165H167V162H165L166 164H162V165H160L161 164V161H159V160H161V158H160ZM187 156V155H186ZM217 156V155H216ZM219 156V155H218ZM223 156V155H222ZM224 156H226V155H224ZM223 156V157H224ZM238 156V155H237ZM236 156V157H237ZM250 156V155H249ZM254 156V155H253ZM257 156V155H256ZM260 156H261V154H260ZM7 157H6V159H7ZM12 157V156H11ZM26 157H27V155H26ZM30 157V156H29ZM28 157V158H29ZM46 157H47V155H46ZM49 157V156H48ZM50 157H51V155H50ZM104 157H106V155L104 156ZM166 157V156H165ZM179 157V156H178ZM208 157H210V155L208 156ZM207 157V158H208ZM221 157V156H220ZM231 157V156H230ZM229 157V158H230ZM262 157H263V155H262ZM262 157H258V161H259V158H261V159H263ZM13 158V157H12ZM42 158V157H41ZM115 158V157H114ZM129 158V157H128ZM164 158V157H163ZM162 158V159H163ZM169 158V157H168ZM173 158V157H172ZM183 159H181V160H185L186 159V157H185V159H184V157H182ZM187 158H190V157H188L187 156ZM205 158V157H204ZM203 157H202V159H204ZM207 158H205L204 160H205V162H207L206 160H207ZM211 158H213V156L212 157H210V159ZM214 158H216V157H214ZM213 158V159H214ZM228 158V159H229ZM249 158V157H248ZM251 158V157H250ZM5 159V160H6ZM38 159V158H37ZM43 159H45V157L43 158ZM43 159H42V163L43 162H46L47 160H45V161H43ZM108 159V158H107ZM110 159L112 160V156L110 157ZM174 159V158H173ZM173 159H172V161H173ZM191 159V158H190ZM190 159H188V160H190ZM201 159V160H202ZM217 159V158H216ZM216 159H214V160H216ZM254 159V158H253ZM252 159V160H253ZM13 160V159H12ZM11 160V161H12ZM15 160V159H14ZM16 160H17V158H16ZM23 160V159H22ZM28 160V159H27ZM34 160V159H33ZM39 160V159H38ZM50 160H52L51 158H50ZM171 160V159H170ZM176 160V159H175ZM177 160H179V159H177ZM218 160V159H217ZM220 160V159H219ZM221 160H226V158H222ZM244 160V159H243ZM246 160V159H245ZM249 160V159H248ZM251 160V162H253ZM19 161V160H18ZM37 161V160H36ZM35 160H34V163L36 162ZM40 161L41 160H39V161H37L38 163H40ZM113 161V160H112ZM127 161H129V159L127 160ZM150 161L152 162L151 164H149L150 163ZM159 161V162H158ZM192 161V160H191ZM193 161H196V160H193ZM192 161V162H193ZM209 161V160H208ZM211 161V160H210ZM28 162V161H27ZM174 162V161H173ZM182 162V161H181ZM180 162V163H181ZM186 161H184L183 163H185ZM212 162H213V160H212ZM222 162V161H221ZM239 162H241V161H239ZM243 162V161H242ZM32 164H34L33 162H31ZM30 163V164H31ZM42 163H40L41 165H44V164H42ZM93 163V162H92ZM112 162L110 161V164H111ZM115 163V162H114ZM127 163V162H126ZM130 163V162H129ZM131 163H133V162H131ZM170 163H172V162H170ZM210 163V162H209ZM208 163V164H209ZM231 163V162H230ZM244 163H245V161H244ZM254 163H255V161H254ZM260 163V165L262 164L261 162H259ZM258 162H257V164H259ZM2 164V163H1ZM12 164H14L13 162H12ZM11 164V165H12ZM22 164H24V165H26L25 163H22ZM35 164H37V163H35ZM117 164H119V163H116V165ZM173 164V163H172ZM204 164V163H203ZM212 164V163H211ZM217 164H220V163H217ZM223 164V163H222ZM227 164V163H226ZM228 164H229V162H228ZM227 164V165H228ZM234 164H236V162L234 161ZM248 164V163H247ZM246 164V165H247ZM10 165V166H11ZM15 165H16V163H15ZM18 165V164H17ZM20 166H22V168H23V165H21V163L19 164ZM106 165V164H105ZM190 165V164H189ZM221 165V164H220ZM225 165V164H224ZM238 165H240V164H238ZM242 165V164H241ZM249 165V164H248ZM247 165V166H248ZM252 165V164H251ZM263 166H264V164H262ZM0 166H2V165H0ZM27 166H29V164L27 165ZM32 166H34V165H32ZM44 166V167H45ZM102 166H103V164H102ZM112 166H113V164H112ZM111 166V167H112ZM118 166V165H117ZM120 166V165H119ZM169 166H171V165H169ZM192 166H197V164L195 165V163L192 165ZM191 166V167H192ZM263 166H260L261 167V169H260V167H259V169L260 170H262V167ZM5 167V166H4ZM12 167V166H11ZM18 167V166H17ZM43 167V166H42ZM43 167V168H44ZM100 167V166H99ZM98 167V168H99ZM108 167V166H107ZM110 167V168H111ZM144 167V168H143ZM214 167H215V165H214ZM219 167V166H218ZM221 167V166H220ZM233 167V165H231V168ZM249 167H250V165H249ZM1 168V167H0ZM9 168V167H8ZM15 168V167H14ZM14 168H13V170H14ZM31 168V167H30ZM56 168V167H55ZM58 168V169H59ZM102 168V167H101ZM122 168V167H121ZM130 168V167H129ZM133 168V167H132ZM150 168V167H149ZM197 168H199V167H197ZM230 168V167H229ZM2 169V168H1ZM5 169V168H4ZM10 169V168H9ZM26 169H27V167H26ZM47 169V168H46ZM94 169V168H93ZM93 169H92V171H93ZM96 169V168H95ZM109 169V168H108ZM112 169H114V168H112ZM145 169H147V168H145ZM6 170H8L7 169V167H6ZM98 170V169H97ZM97 170H95L97 173H99ZM188 170V169H187ZM190 170L192 171V169L190 168ZM259 170V171H260ZM9 171V170H8ZM26 171V170H25ZM100 171H101V169H100ZM102 171H104V170H102ZM101 171V172H102ZM113 171V170H112ZM136 171V170H135ZM165 171H167V172H165ZM262 171H264V168H263V170ZM5 172H7V171H5ZM28 172V171H27ZM49 172H50V170H49ZM48 172V173H49ZM100 172V173H101ZM121 172V171H120ZM134 172V171H133ZM183 172V171H182ZM184 172H186V171H184ZM183 172V173H184ZM190 172V171H189ZM193 172V171H192ZM10 173V172H9ZM12 173V172H11ZM10 173V174H11ZM25 173V172H24ZM31 173V172H30ZM90 173V172H89ZM118 173V172H117ZM124 173H126V172H124ZM138 173V172H137ZM136 173V174H137ZM6 174V173H5ZM14 174V173H13ZM27 174V173H26ZM24 174V176H25V178H19L20 180H21V182H19V179H18V183H16V182H14V183H10V184H8L9 182H7V185L6 186H11V185H17V184H22V183H24V184H26V183H28V185L26 184L25 186H24V188H29L30 189V191H31V188L33 189L34 187L35 188H37L36 187V184H38V179H35V177L36 176H34V175H32V174ZM47 174V173H46ZM45 174V175H46ZM52 174H53V172H52ZM96 174V173H95ZM132 174V173H131ZM144 174H145V172H144ZM170 174V173H169ZM18 175V174H17ZM23 175V172L21 173L20 172V175L19 176H22ZM49 175V174H48ZM47 175V176H48ZM50 175H51V173H50ZM49 175V176H50ZM91 175V174H90ZM97 175H99V174H97ZM101 175H102V173H101ZM107 175H109V174H107ZM111 175V174H110ZM113 175H115V174H113ZM133 175V174H132ZM143 175V174H142ZM188 175H190V174H188ZM6 176V175H5ZM10 176V175H9ZM8 175H7V177H9ZM48 176V178H50ZM92 176V175H91ZM100 176V175H99ZM120 176H121V174H120ZM120 176H118V178L120 177ZM144 176V175H143ZM1 178H2V176H0ZM42 177V176H41ZM88 177H90L89 175L87 176V178ZM95 177H98V176H95ZM109 177V176H108ZM114 177V176H113ZM87 178L85 179V178H83L82 180H87ZM92 178V177H91ZM99 178V180H100V178L101 177H98ZM112 178V177H111ZM110 178V179H111ZM123 178V177H122ZM121 178V179H122ZM124 178H126V177H124ZM130 178V177H129ZM136 178V177H135ZM144 178V177H143ZM147 178V177H146ZM9 179V178H8ZM51 179H52V177H51ZM80 179H81V177H80ZM108 179V178H107ZM157 179V178H156ZM27 180H29V181H27ZM45 180H47V179H45ZM98 180V181H99ZM104 180H105V177H104ZM135 180H137V179H135ZM150 180V179H149ZM152 180V179H151ZM5 181V180H4ZM49 181H51L50 179H49ZM97 180H96V178L94 179V181L93 182H96ZM112 181V180H111ZM129 181H131V180H129ZM139 181V180H138ZM147 181V180H146ZM153 181H155V180H152V182ZM159 181V180H158ZM13 182V181H12ZM89 182V181H88ZM92 182V183H93ZM144 182V181H143ZM151 182V183H152ZM3 183V182H2ZM44 183V184H43ZM51 183V182H50ZM85 183V182H84ZM112 183V182H111ZM137 183H139V182H137ZM155 183H157L156 181H155ZM255 183V182H254ZM4 184V183H3ZM6 184V183H5ZM41 184H43L44 186H42V187H45L46 185H47V182L45 183L44 182V179H43V182H42V178H41V183H40V185ZM83 184V183H82ZM96 184H97V182H96ZM95 184V185H96ZM263 184V183H262ZM2 185V184H1ZM1 185H0V187H1ZM39 185V184H38ZM39 185V186H40ZM75 185V186H74ZM86 185V184H85ZM87 185H89L88 183H87ZM94 185V186H95ZM149 185H150V181H149ZM148 184L146 185V187L147 186H149ZM152 185H154V184H152ZM264 185V184H263ZM54 186V185H53ZM151 186V185H150ZM149 186V187H150ZM155 186V185H154ZM255 187H256V185H254ZM19 187V186H18ZM56 187H58V186H56ZM61 187V186H60ZM253 187V186H252ZM257 187H258V185H257ZM3 188V187H2ZM8 188V187H7ZM23 188V189H24ZM50 188V187H49ZM55 188V187H54ZM77 188V187H76ZM88 188V187H87ZM254 188V187H253ZM260 189V191H261V188L262 187H259ZM4 189V188H3ZM45 189L47 190V188L45 187ZM53 189V188H52ZM65 189V188H64ZM63 189V190H64ZM84 189H85V187H84ZM38 190H40V188L38 189ZM58 190V189H57ZM60 190H62V188L60 189ZM62 190V191H63ZM72 190H73V188H72ZM75 190V189H74ZM78 190V189H77ZM82 190V189H81ZM81 190H78V191H81ZM264 189H262V191H263ZM17 191V190H16ZM22 191V190H21ZM20 191V192H21ZM51 191V190H50ZM59 191V190H58ZM64 191H67V190H64ZM254 191H255V189H254ZM260 191H258L259 193H261ZM2 192V191H1ZM10 192V191H9ZM15 192V191H14ZM41 192V191H40ZM43 192V191H42ZM41 192V193H42ZM72 192V191H71ZM74 192V191H73ZM257 192V193H258ZM16 193H18V192H16ZM16 193H13L14 195L16 194ZM24 193V192H23ZM29 191H28V193H25L24 194V200L27 202L28 200H29ZM36 193V192H35ZM37 193H38V191H37ZM46 193H47V191H46ZM45 193V194H46ZM60 194L62 193V192H59ZM66 193V192H65ZM64 193V194H65ZM69 193V192H68ZM77 193V192H76ZM81 193H82V191H81ZM80 193V194H81ZM256 193V194H257ZM21 194V193H20ZM44 194V195H45ZM50 194V193H49ZM51 194H53V193H51ZM69 194H74L75 195V193H69ZM264 194V193H263ZM4 195V194H3ZM17 195V194H16ZM35 195H37V194H35ZM43 195V196H44ZM54 195H57V194H55L54 193ZM82 195V194H81ZM79 196V197H81V198H83V196ZM1 196V195H0ZM5 196H7V195H5ZM22 196H23V194H22ZM33 196V195H32ZM41 196V195H40ZM49 196V195H48ZM47 196V197H48ZM51 196V195H50ZM60 196V195H59ZM62 196V195H61ZM60 196V199L61 200H64L65 199V195L64 196H62L63 197V199H62V197ZM9 197V196H8ZM15 197L16 196H14V198H12V199H15ZM20 197V196H19ZM37 197H39V195H37ZM36 197V198H37ZM45 197V196H44ZM3 198V197H2ZM1 197H0V200L2 199ZM6 198V197H5ZM22 198V197H21ZM41 198V197H40ZM56 198H58V197H56ZM70 198H71V196H70ZM70 198H68L69 200H68V203L69 202H71L72 200H73V195H72V200L70 199ZM78 198V197H77ZM8 199V198H7ZM6 199V200H7ZM32 199V198H31ZM34 199V198H33ZM32 199V200H33ZM39 199V198H38ZM43 199V198H42ZM41 199V200H42ZM45 199V198H44ZM59 199V198H58ZM67 199V198H66ZM79 199V198H78ZM10 200V199H9ZM21 200V199H20ZM35 200V199H34ZM60 200V201H61ZM71 200V201H70ZM99 200V202L101 203L102 201V197H101V200L100 199H98ZM132 200V199H131ZM5 200H3V202H4ZM8 201V200H7ZM12 201V200H11ZM18 201V200H17ZM39 201V200H38ZM43 201V200H42ZM59 201V200H58ZM66 201V200H65ZM74 201V200H73ZM80 201V202H79ZM77 200V201H74V202H77V204H79L80 203V205H81V200ZM104 201V200H103ZM2 202V201H1ZM16 202V201H15ZM23 202V201H22ZM21 202V203H22ZM35 202V201H34ZM41 202V201H40ZM44 202V201H43ZM64 202V201H63ZM63 202H61V203H63ZM79 202V203H78ZM93 202H94V205L92 206V207H96V204H95V201L93 200ZM96 202H98V201H96ZM6 203V202H5ZM4 203V204H5ZM8 203H10V201L8 202ZM7 203V204H8ZM19 203V202H18ZM32 203V202H31ZM65 203V206H64V204H63V209H69V204L68 203H66V202H64ZM73 203V202H72ZM82 203H84V202H82ZM102 203H104V202H102ZM3 204V205H4ZM26 204V203H25ZM90 204V203H89ZM93 204V203H92ZM2 205V206H3ZM10 205H12V204H10ZM15 205V204H14ZM42 205V204H41ZM73 205V204H72ZM72 205H71V207H72ZM83 205V204H82ZM81 205V206H82ZM16 206V205H15ZM32 206H35V204L34 205H32ZM37 206V205H36ZM97 206H98V204H97ZM100 206V205H99ZM98 206V207H99ZM101 206H102V204H101ZM4 207V206H3ZM8 207H10L11 208V206H8ZM18 207V206H17ZM17 207H15V208H17ZM29 207V206H28ZM27 207V208H28ZM70 207V208H71ZM84 207H86V205L84 206ZM88 208H89V206H87ZM12 208H13V206H12ZM11 208V209H12ZM19 208V207H18ZM17 208V209H18ZM31 208V207H30ZM91 208V207H90ZM2 209V208H1ZM5 209H6V207H5ZM33 209V208H32ZM62 209V208H61ZM78 209V208H77ZM100 209H102V208H100ZM7 210V209H6ZM5 210V211H6ZM9 210V209H8ZM26 210V209H25ZM35 210V209H34ZM64 210V211H65ZM75 210L76 209H74V212H75ZM91 211L92 210H94L93 208L92 209H90ZM89 210V211H90ZM103 210V209H102ZM102 210H101V213H102ZM1 211V210H0ZM4 211V210H3ZM4 211V212H5ZM10 211V210H9ZM22 211V210H21ZM24 211V210H23ZM37 211V210H36ZM61 211V210H60ZM77 211V210H76ZM97 210H95V212H96ZM100 211V210H99ZM7 212V211H6ZM5 212V213H6ZM16 212V211H15ZM31 212V211H30ZM30 212H27L29 215H35V213L33 212V214H32V212L30 213ZM63 212V211H62ZM67 212V211H66ZM70 212V211H69ZM73 212V211H72ZM8 213V212H7ZM13 213V212H12ZM24 213H25V211H24ZM27 213H26V215H27ZM71 213V212H70ZM82 213V212H81ZM100 213V212H99ZM98 213V214H99ZM10 214V213H9ZM19 214V213H18ZM75 214V213H74ZM73 214V215H74ZM77 214H79V213H77ZM83 214H85V213H83ZM93 214V212L90 214V216ZM86 215V214H85ZM85 215H83V217L85 216ZM94 215H96V214H94ZM93 215V216H94ZM75 216V218L77 217L76 216V214L74 215ZM80 216V215H79ZM78 216V217H79ZM92 216V217H93ZM99 215H97V216H95V217H93L94 218V220L93 221H95L96 220V217H98ZM15 217V216H14ZM18 217V216H17ZM25 217V216H24ZM28 218H29V216H27ZM77 217V218H78ZM82 217V216H81ZM81 217H79V218H81ZM88 217H89V212H88ZM87 217V218H88ZM10 218V217H9ZM74 218V219H75ZM91 218V217H90ZM89 218V219H90ZM92 218V219H93ZM12 219V218H11ZM23 219V218H22ZM9 220V219H8ZM77 220V219H76ZM79 220V219H78ZM99 220V219H98ZM20 221V220H19ZM18 221V222H19ZM88 221H90V220H88ZM21 222H22V220H21ZM91 222V221H90ZM90 222H88L89 223V225H91L90 224ZM96 222H97V220H96ZM95 222V223H96ZM98 222H101L100 220L98 221ZM11 223V222H10ZM17 223V222H16ZM16 223H14L15 225H16ZM92 224H93V222H91ZM102 223V222H101ZM17 224H19V223H17ZM26 224V223H25ZM94 225V224H93ZM92 225V226H93ZM13 226V225H12ZM17 226H19V225H17ZM28 227H30L29 225H27ZM88 226V225H87ZM86 226V227H87ZM92 226H90V228L91 229H94ZM10 227V226H9ZM26 227V226H25ZM28 227H26V228H28ZM82 227V226H81ZM99 227V226H98ZM16 228V227H15ZM80 228V227H79ZM84 228V227H83ZM82 228V229H83ZM96 228H97V226H96ZM95 228V229H96ZM101 228V227H100ZM103 228H106L105 226L103 227ZM12 229V228H11ZM23 229H25V228H23ZM32 229V228H31ZM82 229H80V230H82ZM21 230V229H20ZM84 230V229H83ZM102 230V229H101ZM108 230H109V228H108ZM108 230H106V233H107V231ZM13 231V230H12ZM24 230H22V232H23ZM85 231V230H84ZM89 231V230H88ZM96 231V230H95ZM99 230L97 229V231L96 232H98ZM111 231V230H110ZM19 232V231H18ZM25 232V231H24ZM23 232V233H24ZM27 232V231H26ZM29 232V231H28ZM32 232V231H31ZM30 232V233H31ZM81 232V231H80ZM87 232V231H86ZM104 232V231H103ZM14 233H16V232H14ZM20 233V235H21V232H19ZM23 233H22V235H23ZM29 233V234H30ZM79 233V232H78ZM87 233H89V232H87ZM99 233V232H98ZM110 233V232H109ZM26 234V233H25ZM34 234V233H33ZM95 234V233H94ZM31 235V234H30ZM88 235V234H87ZM96 235V234H95ZM105 235V234H104ZM18 236V235H17ZM25 236V235H24ZM32 236V235H31ZM85 236V235H84ZM91 236H93V235H91ZM107 236V234L105 235V237ZM18 237H20V236H18ZM30 237V236H29ZM94 237H96V236H94ZM15 238V237H14ZM89 238V237H88ZM93 238V237H92ZM103 238H104V236H103ZM109 237L107 236V239H108ZM12 239V238H11ZM10 239V240H11ZM16 239V238H15ZM90 239V238H89ZM94 239V238H93ZM106 239V240H107ZM8 240V239H7ZM13 240V239H12ZM19 240V239H18ZM30 240H32V238H30ZM34 240H37L38 241V239H34ZM95 240V239H94ZM101 240V239H100ZM104 240V239H103ZM102 240V241H103ZM109 240V239H108ZM107 240V241H108ZM41 241H43V240H41ZM90 241V240H89ZM105 241V240H104ZM103 241V242H104ZM10 242V241H9ZM39 242H40V240H39ZM38 242V243H39ZM11 243V242H10ZM13 243V242H12ZM19 243V242H18ZM23 243V242H22ZM30 243V242H29ZM34 242H32V244H33ZM37 243V244H38ZM41 243H43V242H41ZM41 243L39 244V246L41 245ZM97 243V242H96ZM96 243H94V244H96ZM88 244V243H87ZM90 244H92L93 246H94V244L93 243H91V241H90ZM102 244V243H101ZM30 245H31V243H30ZM33 245H35V244H33ZM89 245V244H88ZM87 245V246H88ZM20 246H22V245H20ZM28 246V245H27ZM42 246V245H41ZM96 246H98V245H96ZM15 247V246H14ZM33 247V246H32ZM31 247V248H32ZM24 248H26V246L24 247ZM34 248V247H33ZM90 248V247H89ZM38 249V248H37ZM41 249V248H40ZM95 249V248H94ZM11 250V249H10ZM10 250L8 251V253L10 252ZM13 250H15V249H13ZM12 250V251H13ZM24 250V249H23ZM27 250V249H26ZM29 250V249H28ZM90 250V249H89ZM42 251V250H41ZM84 251V250H83ZM15 252V251H14ZM18 252V251H17ZM23 252H25V251H23ZM31 252H32V250H31ZM37 252V251H36ZM43 252V251H42ZM85 252V251H84ZM88 252V250L85 252V253H87ZM20 253H21V251H20ZM18 254V255H21V254ZM28 253H30V252H28L27 251V253H26V255L28 254ZM10 254H14V253H10ZM17 254H14V255H17ZM25 254V253H24ZM24 254L22 253V255L24 256ZM44 256H45V258H46V253L44 252ZM94 254H95V252H94ZM13 255V256H14ZM25 255V256H26ZM31 256H33L32 255V253L30 254ZM87 255V254H86ZM40 256V255H39ZM33 257H35V256H33ZM32 257V258H33ZM37 257V256H36ZM35 257V258H36ZM85 257V256H84ZM16 258V257H15ZM17 258H21V257H17ZM24 258V257H23ZM23 258H21V259H23ZM43 258V257H42ZM41 258V259H42ZM86 258V257H85ZM25 259V258H24ZM27 260H28V258H26ZM37 259V258H36ZM17 260V259H16ZM20 260V259H19ZM19 260H17L18 262H19ZM26 260V261H27ZM33 260V259H32ZM84 260V259H83ZM91 260V259H90ZM94 260V259H93ZM24 261V263L26 262L25 260H23ZM31 261V260H30ZM36 261V260H35ZM38 261V260H37ZM36 261V262H37ZM41 261V260H40ZM43 261V260H42ZM46 261V260H45ZM16 262V261H15ZM17 262V263H18ZM32 262H34V261H32ZM92 262V261H91ZM94 262H95V260H94ZM93 262V263H94ZM97 262V261H96ZM22 263V262H21ZM27 263V262H26ZM28 264H29V261H28ZM87 264H89V263H87Z\"/></svg>","mask_w":264,"mask_h":264}]
</instances>
